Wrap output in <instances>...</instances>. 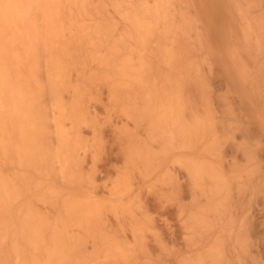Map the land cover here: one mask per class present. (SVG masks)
I'll use <instances>...</instances> for the list:
<instances>
[{
    "label": "bare ground",
    "instance_id": "obj_1",
    "mask_svg": "<svg viewBox=\"0 0 264 264\" xmlns=\"http://www.w3.org/2000/svg\"><path fill=\"white\" fill-rule=\"evenodd\" d=\"M84 66H86V67H84ZM87 67H89V70H87L88 69ZM82 68H84V70H81ZM85 71H87V72H85ZM98 71H101V72H98ZM95 72H97V74L98 73L99 74L98 75L96 74L97 76H95ZM90 73H91V77L93 79L92 80L90 77L91 82H89L90 79H88V76H90ZM93 73H94V75H93ZM101 73L104 75H102ZM105 75H106V77H108L110 79H108V78H104V79L100 78L99 79V77H103ZM94 77H97V79H99V80L94 79ZM105 79H107V80H105ZM114 79H115V82L120 83L119 85H121L122 83L124 84V85H121L123 90H122V88L119 89L120 87H118L119 85H117L116 83H115V85H117L118 88H116V86H114V84H113ZM110 80L112 81V83L109 84ZM119 80H122L123 82L121 83ZM85 81H88V82H85ZM98 81L102 82V83H100V85H99ZM83 82H85V83H83ZM124 82H128V84L130 83L129 86L130 85L131 86L128 88V84H125ZM78 83H80L82 85V87H80L81 85ZM87 83H89V84H87ZM74 84L77 85L79 90H76L77 87L74 86ZM96 84H97V86H96ZM106 84H107V90H106ZM86 85L88 87H86ZM110 85L112 86L113 89L116 88V90L114 89L115 92H117L118 90L119 91L122 90V93L118 91L119 92V95L117 93L118 97L120 95H122V96L124 95L123 98H125L128 94H130L129 96H131V100H130V97H129V99H127V100H129L130 104L125 103V105L122 106V107L126 108L125 111L123 108H122L123 109L122 110L121 107H119V105H121V103H122L121 102L122 97L120 96L121 98L120 97L118 98L119 101L121 102V103H118L119 102V101H117L118 99L114 98L117 95H115V92L111 91L113 89L111 87H110L111 89L109 88ZM132 85H133V87H132ZM93 86H94V88H93ZM99 86H100V88L102 87L100 95H99V91H100ZM123 86H125L127 89L124 88ZM141 87L143 88V90L140 89ZM83 89H85V91L86 90H88V91L90 90V91L89 92L86 91L84 96H83V94H82V92L84 93ZM93 89H95V90L93 92H91ZM96 89H98V91ZM103 89H105V90L102 91ZM125 89L127 91L129 90L131 93H129V91H128V94H127V91ZM139 89L141 90V92H143V91L146 92L147 94L146 93L145 94L147 97L139 96L140 92H137L135 94V98L132 97L134 95L133 92H136V90H139ZM75 90L79 91V92L82 91L81 95L78 96V94L75 93L76 92ZM132 90H134V91H132ZM105 91L110 92V93L111 92L114 93V97L112 96V101H114L116 99L115 102L118 104H116L115 102L112 103V101H110L111 98L109 99L107 97V95L111 97V95H109V93L106 94V96H105L106 98L103 97V95H105L103 92H105ZM123 91H125L126 94H123V93H125ZM79 92H77V93H79ZM94 92H97V93L94 94V96H93ZM74 93L76 94L75 95L76 96L75 101L77 100L78 102L79 101L81 102V100H82V103L77 102V104H79L80 106L83 104V106H81V107H83L82 109L85 112L84 113L81 110V107L79 105H77V108H78L77 110L82 111V112L80 111L82 113V116H80V115H77V116L75 115V116L78 118L80 117V119L82 118V120H84L83 118L86 117L85 121H87V118L89 119L90 114H92L90 116V119L92 117L91 121L90 120L87 121L88 124H89V121L93 122L94 118H96V119L98 118V116L94 117L95 113L97 112L96 110H95L96 112L93 113L94 109H92L93 111H89V109L88 110L84 109L87 106L86 104L91 102L89 100L96 101V103L97 102L100 103V101H102L101 100V96H102L104 98V100L106 99L107 101L105 100L106 101L105 103H104V101L102 103H100L101 105H99L98 108L102 107L103 105L105 106L104 108H106V109L107 108L111 109L114 107V108H118V110H119V108H120L119 111L117 109H113V110H115L114 112H116V111L121 112L122 111V113H123V111L126 112L128 107L130 109V110L129 109L128 110L130 112H132L131 107H130L132 105L131 104L132 99L133 100L135 99L134 101L137 102L139 99L138 97H142L141 98L142 100L139 99L140 101H143L144 98H146V100L150 98V100H152V102L157 100V102L160 103L161 99H164L165 98L164 96H166V99L167 98L168 99H167V101H165L166 99H164L163 103L165 105L166 104H168V105L165 106L164 104H162L165 107L159 106V105H158V108L156 107V109H159V107H160L159 110L163 109L162 110L163 112L162 111L160 112V113H162V115L157 113L158 112V110H157L156 112H154L156 114L155 116L153 113L154 118H152V116L150 118L153 121L156 120L157 122L159 120L158 118H160V120L158 122V126H160V129L162 128L161 123H163L165 120V119H161V118H165V116H166V118L170 119V121H169L170 127L168 126V129L169 128L170 129L169 130L166 129L165 133L167 130H168L167 131L168 133H170L172 131L171 132V134H172V136H171L172 140L171 141L176 143V140H177V142L180 144L182 142H180V140H179V138H181V137H179V135L183 136L181 133L185 132L184 131L185 129H187L186 131H188V129H192V126L194 127V125L192 123L195 122V127H196V123L198 125L200 124L199 127L202 125H203L202 128L206 127L203 124L204 121L203 122H201V120L198 121V116L200 113L208 114L206 116H209L208 120L210 121V125H212L213 128H210L211 126H209V128H210L209 131H206V129H208V127L204 128L205 129V130H203L204 134L199 136L200 139H198V143L196 142L198 137H196L195 139L188 138V141L192 144H190L186 138L182 137L183 141L186 140L188 142V144L190 145V148L192 147V149H193L194 147L197 146L196 148L193 149L194 152L191 153V158H190V154H189L190 151L186 147L188 145L186 143H185L186 144L185 145L183 142L181 144V146L183 147L182 150L183 149L186 151L188 150V153H187L188 155L187 154L183 155L186 153L184 150H183L184 153L182 152L183 154L179 155L178 149H176V146H177V143H176L174 151H176L177 154H174L175 152L174 153L172 152L174 154V156L172 154L173 157L170 156V160L165 158V156H166L165 153L167 152V150L164 149L165 147L163 146L164 145L163 136H161V138H163V139H161L162 140L161 142L163 145L161 144L162 146H160V144H158L160 146L159 149H157V147H156L158 141L155 140L154 135H153V140H152L153 142L151 140H149V142L145 141V140L149 139V138H147L148 136L150 137V135L148 133L153 134L156 131V128H154V127H157V122H156V124H155V122H153L155 126L153 125V123L150 124L153 127L152 129H150L151 126L147 127V125L149 126V123H147L146 119H148L149 116L152 115L150 113L147 114L150 110L148 112H146V116L148 118L146 116L143 117L144 116L143 114L147 110L144 109L145 110L144 112L143 111L140 112V110H143V108L148 107V106H146V105H148L147 104L148 100L143 101V104H145L146 107L141 106L143 104H141V105L139 104L142 102L138 101L139 103L138 102L136 103V104H139L141 106V109H140L139 105L137 106V107H139V109L138 108H136V109H138L141 114L143 113L142 116H140L141 114L138 115L139 117L135 116L136 112H135V114L134 113L130 114V115H134L135 118L136 117H138L139 119H140V117H142V119L145 118L144 120H146L145 122L147 124H145L142 120V123L144 124L143 129L145 127H147V129L149 128V130H150L149 131L145 128L147 131L145 129H144L145 131H143L144 133L147 132L146 135H148L147 137H146V135L142 137L143 139L147 138V139H144L145 144L148 143L149 145H151V144L155 143V141L157 142V143H155L156 145H154L155 147L151 146L152 148L154 147L153 149L152 148L149 149L148 148L149 145L146 144L147 145L146 148H148V150H150V151H148L144 145L145 149H143V153H144L143 157L146 159H144L141 156L143 161L145 160V163L147 161L149 164H153V163H151L152 162L151 159L152 160H154L155 158L158 159L157 161L154 160V162H156V165H158L155 167L157 169L158 173H156V170L153 171L154 169H152V165L150 166V168L148 167L149 168L148 170L151 169L153 172H155L153 175L152 174L153 172L150 170L151 176L153 175L155 178V179H153V177L150 176L152 183L154 184V182H155V184H157L158 182H156V181H159V183L157 184L158 185L157 187L160 186L161 188H163V187L169 188V186L171 185L169 190L166 189L167 193H166L165 188H163L164 189L163 191L166 193V194L165 193L164 194L167 195L168 192H170V195L173 193L177 197L179 195L180 196L182 195V197L179 198L180 199L179 204H177L176 200H175L176 203H175V201H174V203L176 204V206L178 205V210L183 209L182 212L184 211V213L186 212L185 210H188V212L185 215L182 214L181 212H179L178 210L176 211L177 207H175V205L172 201V200H174L172 198L176 199V197L174 195H171V196H173L171 198L170 195H167L166 197L164 195L165 198H168L167 200L164 198L166 200L165 204H167V206H170V205H168V203L169 204L173 203L174 207H172V208H175L174 212H178L179 214L178 213H176V214H178L180 216L182 215V217L185 216V218H183V220L180 221L181 224H179L180 223L179 221L177 222L175 219L173 221V218H174L173 216L175 215V213L173 212V209L172 210L170 209L172 211V213H174L173 216L172 215H166L167 213L164 215V216L171 217V218L166 217L167 218L166 222H168V219L169 220L172 219L171 221L174 222V224L178 223L180 225L179 231H181V232H178V229H176V227H175L176 225H174V228L176 229V230H174L173 229V223L171 221H169V223L171 224L172 227L169 226L170 224H168L167 226H169L172 229L167 228L165 231V234L169 232L168 235H169V238H171V240L169 241V239L167 238L168 236L166 234L165 237L169 241L168 247H171V249L169 248L170 252L169 251L168 252L172 254L171 251L176 249V247H175L176 245L173 246L172 243L177 244L178 247L174 251V252L177 251L176 255L173 257L170 255V257L173 258L172 261H170L171 260L170 259L169 260L170 262H169L167 260L168 258H166V260L169 262L168 264H264V0H0V264H110V263L111 264H118V262L116 263L112 259L111 260L113 261V263L111 262V260L107 259L108 260L107 261L105 258L103 261H105V262L107 261L108 263L100 262V261H102L100 259V257H101L100 253L102 252V250H101V248L98 249L97 246H95V249L98 250V252L96 251V253H99L97 255H100V257L97 256L96 253L95 254L90 253V252H93L92 251L93 249H91V248H93V245H91L92 247L89 246L90 247L89 248V250H90L89 254L86 253L85 250H88V248H87L88 245L92 244L93 242H94L93 244L96 245V243H95L96 238L90 239V237H91L90 236V237L86 238L87 240H84L85 241L84 242L83 239L85 238V236H83V237L79 236L81 234L80 231L82 230L81 227H83L82 225L83 224L84 225L89 224L88 226L87 225L84 226V228L87 227L89 229V226L91 228L92 227L95 228L94 226L96 225V223H94L95 222L94 220H96L99 215L97 216L96 212H94L95 215L90 213V212L95 211V209L97 211H98V209H99V211H100V209H102L101 210L102 212L104 209H106V210L110 209L109 211H111L110 212L111 216L112 215L114 216V213L116 212L115 217L111 218V216L108 215L109 211L106 212V210H105L103 214L105 216L106 215L105 213H107L106 216H108V217L105 216L106 221H108L110 218L114 219L116 217L117 218L119 217L118 219L120 220V216H122V217L124 216L123 218L125 219L126 215H127L126 213H129V211L127 209L131 210V208H132V211H130L132 213V212H134L133 210H136L134 208H135V206L137 207V205H138V207H137L138 212H141L142 210H143V212L145 211L144 208H142V210H140L141 209L140 207H142V206H141V204L139 205V203H141V202L138 203V201H140L141 199H139V197L136 196L138 194H139L138 196H140V193L142 196V194L144 192H146V191H144V188H143V190H141V188L138 189L136 192L137 194H135V195L132 194V196H134V200L137 197L136 201H137V199H138V201L136 202L132 199L133 202H136V203L135 204L132 203L134 205H131L130 206L131 208L126 209V207L128 205H130L127 198L128 197L131 198L132 197L131 191H133V193H135L134 190H136L137 188L129 186V187H131V188H129L130 192L126 193L127 194L126 198H125L126 195L124 196V198H125L124 201L125 200H127V201H126V203L125 202L123 203L122 199H123V195H124L123 193L124 192H122L119 188H116L115 187L116 185H113V183H112L111 185L113 187H115L116 190H118V189L120 190L119 195L121 194L120 196L122 197V199H121L122 201H120V202H121V205L123 208H122V210L120 208L119 209L123 212L126 209L127 212H124L125 215L122 214L123 212L120 214L121 211L119 213H117L118 210L117 211L114 210V209H118V207L120 205V202H119V200L117 201L116 197L112 198V202H111L110 198L105 199L104 197L106 194L105 195L103 194L104 197L102 196L103 199L101 198L102 199L101 201L99 200L100 198H96V200L94 199V202H95L94 204L97 203L96 206L92 203L93 200H92V202H90V200L87 198L89 200V202H88L89 205L90 206L92 205L94 210L92 211L93 208L91 206V210L89 209L90 212L88 210L87 211L89 213L86 212V209H83L84 204L82 205L81 210H85V212H86L85 217L88 216V214L94 215L93 218H95V219H92V222L93 221L94 222L91 223V220H89V216L87 217L88 221H90L89 223H87L88 221H85L86 223H83L81 225V222L78 220L79 223L74 225V223L71 222V225L73 224L72 228H78V230H79V228L81 229L78 232L74 231L75 233H80V234L77 235V234H74V232L72 233L71 231H73V229L72 228L68 229V227L64 228L66 230L68 229L66 232L63 229V227L67 225L66 222L70 218V215H69L70 211H68V210H71L72 214H76L78 211L77 209L81 206H77L78 208L76 207L77 208L76 209L74 206L77 204L75 203V205H74V203L69 202L71 200V198L70 199L68 198L70 196V193H71L70 197H74V198L76 197L77 198L78 196H72L73 194L75 195L76 194L75 192H77V191L73 190L72 192L69 193V196H67V197L65 195H63L66 197V199H64L65 197H62V195L59 192L62 189V193L65 194V191L67 190V187H68L67 185H70L72 182H74L73 180H75V182L77 183V181H76L77 177L76 176H80V175L79 174L77 175L75 173L77 171H74V172H72L73 170L70 171L71 167L73 169V166H71L72 164L69 163L70 161L67 162L69 159L65 160L64 155H66V156L69 155L71 157L72 153L71 154L69 153L68 155H67V153L65 154V150L60 149L61 143H59L60 144L58 146L59 148L57 147L58 148V156L55 157L54 160L52 158L48 157V154L46 153L47 155H46L45 162L48 160L47 161L48 164L55 163V165L50 164V167H48L49 165H47V163H46L47 167H45V168H49L48 169L49 171L51 170V168L53 170H55V173L52 170L50 171V173L52 172L51 174L54 176V179L52 177L51 180L55 181L58 179V181H59V179H60V181L58 182V183L61 182L60 184H62L66 179L68 180V182L70 181L69 182L70 184L67 182V180L64 182V184L68 183L66 185V188H64L65 187L64 184H63L64 187H63V185H60V184L56 185L55 184L56 188L57 187L59 188V186H62L64 188V189L62 187H61V189L59 188L60 191L57 190L58 191L57 192L56 189H53V185H52L53 182L50 180L52 183L50 184V182H49L47 184H48V187H49V185L50 186L52 185L51 191L49 190L50 187L47 189L46 188L47 187L46 181L48 182V180H47V178H45V176L43 174L44 172L41 173L42 176H41V174H40V176L42 177L41 178L42 181H44L45 183L41 182L40 179L37 180V178H39L40 176L36 177L35 174H37V171L41 168L39 170V172H40L42 170V168L44 167V166L43 167H41V166L45 164V162L39 161L40 160L39 155H41L42 150H41V153L38 155V157L35 156L36 154H32V153L31 154L34 155L35 158L39 159V160L37 159L39 161L38 162L39 164H42V163L43 164L40 165V167H39L38 166L39 164L37 163L38 164L37 166L34 165L35 167L34 166L32 167L30 165L29 168L32 167L31 169H32V173H33L35 170L33 168L38 169V167H39V169L38 170L36 169L37 171L33 174H30V176L33 175V177H36L35 178L36 180H35L31 176L32 179H34L37 182L36 183L37 185L39 183L38 181H40L41 184L42 183H44V184L41 185L39 183V185H38L39 189H38L37 186H36L37 188L34 187L36 184L29 177V175H27V176L25 175L26 181L23 179V176H21L22 180L19 178L20 175L23 174L22 171L24 172V169H26L25 166L27 165L26 164L27 160H25L26 157L23 161L22 158H24V157H21V154L28 153V151L32 152L31 151L32 149H30V148L28 149V147H33V145L30 144L31 142H32V144H35V145L38 144V146H36V150L38 151V148L40 146V144L38 142H40V138L38 139V141H36V140L33 141L34 140L33 138L40 137V128H42L43 125L45 127V124L47 125V122L51 125L52 121H54L52 118H51L52 119L51 120L50 117L48 119L47 117L49 115L48 116L46 115L49 112H51L50 110L52 109L51 108L52 104L50 103V101L51 100H53L52 102L58 101V103L61 104V106H59V107L63 113L64 112L63 110L65 109V107H64L65 101L64 100L68 99ZM138 93H139V95H137ZM154 93H155V96L160 94L164 98L156 99V97H157L156 96L153 100L152 95H154ZM89 94H90V96H89ZM131 94H133V95H131ZM141 95H142V93H141ZM160 95H158V96H160ZM174 95L177 97V99H175L176 97L174 98L176 101L173 100L175 104H173V101L171 102ZM92 96H93V99L89 98ZM148 96H149V98H148ZM179 96H181V97L179 98ZM78 97H80V98H78ZM82 97H85V98L82 99ZM182 97L186 98L185 99L186 105H187L186 108H187V110H190V111L195 113L196 116L194 117L192 115V118L197 119V122H196V120L194 121L192 118H191V120L187 119V121L183 120V119L180 120L178 118L180 116H182L181 118H183L184 114L186 112V109L184 112V109H182L183 107H180V104H181V106L185 107V105L182 104L183 102L185 103V101L182 100L183 99ZM87 98H89V99L87 100ZM85 99H86V101H89V102L84 101ZM136 99H137V101H136ZM127 100L125 99L123 101V104H124V102H128ZM158 100H160V101H158ZM168 100H170V101H168ZM109 102H111V103H109ZM152 102H151V105H152ZM157 102H155V103H157ZM170 102L172 103V105L170 104ZM176 102L179 104V107H178V104H176ZM96 103L94 102L92 104V106H95ZM107 103H108V105H107ZM74 104H76V102H74ZM113 104H116L118 106H113ZM149 105H150V103H149ZM73 106L75 108L76 105H73ZM175 106H177V107H175ZM96 107H97V105L95 106V108ZM72 108H70V109H72ZM74 108H73L74 112H78L75 110L76 108L75 109ZM60 110H59V112H61ZM128 110H127V112H128ZM138 110H136L137 114H139ZM172 110L174 113L176 112L175 114H177V115L172 113ZM181 110H182V113L184 112L183 114L181 113ZM154 111H155V109H154ZM71 112H72L71 116L73 115L72 117H74V114H76V113H74L73 111H71ZM80 112H78L77 114H80ZM86 112H89V113H86ZM98 112H99V110H98ZM165 112H168V114H166ZM62 113H59V114L62 115ZM128 113H127V115H128ZM163 113H165V114H163ZM178 113H180V114L178 115ZM87 114H89V116ZM97 114L98 113H96V115ZM189 114H190V112H189ZM189 114L187 113V114H185V116L189 117L190 116ZM83 115H84V117H83ZM98 115L100 117V114H98ZM159 115H160V117H159ZM174 115L176 116L175 118H174ZM69 116H70V114H69ZM69 116H68V118H69ZM156 116H157V118H155ZM200 116H201V114H200ZM206 116L204 115V117H206ZM76 117H74V118H76ZM106 117H104V118H106ZM110 117L108 116L107 118L109 119ZM128 117H129V115H128ZM134 117H132V118H134ZM65 118H66V114H65L64 119ZM68 118L64 120L65 121L64 123H66V121H67V125H68ZM78 118H76L77 120L75 119L76 121L75 120L73 121V119L72 120L69 119V127L67 126V128L69 129L70 125H71L72 129H70L69 132L72 130H75V126L78 125V122H79L81 124V125L80 124L79 125L81 126L82 130L85 128L84 131L82 132L83 135L81 133L80 126H77V127H79V128H76L77 131H75V132L72 131L71 134L69 132H66V134L69 133L68 134L69 136L71 135V137H69V138H71V140L67 138L68 136H66V134L62 135V136H64L63 138H65V136H66V138L68 140L72 141L76 137V135H74L73 133H77L78 131H80L78 133H81V134L80 135L78 133L77 134L79 135L78 137L81 139V141L79 140L81 143L78 141L77 138H76L77 142H76V140H74L75 142L72 143L73 142L72 141L71 143H72V145L74 144L73 145L74 147H75V144H77L76 148L78 150V146H79L78 151H81L82 154H83L82 151H84L86 153V151H87L86 148L88 149L91 147V149H93V146L95 145L94 142H93L94 145L91 142V141H93L92 140L93 137H94L93 139H96L95 138V136H96L99 140H100V138H102L101 139L102 141L101 140L99 141L96 139L97 140L96 143L98 142V144H99V142L100 143L102 142L101 143L102 145H103V143H105V141L109 140V139L104 140L107 137L104 134L101 137L99 135V133L101 134V132L103 130H105L106 128H108L111 125L110 120L112 118L109 119L110 122L107 120L104 121V124L108 123V124H106L108 126L105 127V129H103L102 131H101V129L103 128L102 126H104L103 124H101V125L96 124V122H97L96 120H94V123H92V124L90 123L91 126L95 124L96 126L95 125L94 126L97 129L99 126H101V127H99L100 130H95V132L97 133L96 135L94 134L95 132H92L94 130L90 131L91 126L88 125L87 122H86L87 126L83 127V126H85V124H84L85 121L81 122L80 119L78 121ZM114 118L116 119V117H114ZM135 118H134V120H135ZM151 119H150V121H152ZM171 119H173L172 122H175V124L171 123ZM47 120H49L50 122ZM102 120H105V119H102ZM113 120L114 119H112V121ZM116 120H118V119H116ZM161 120H163V121L160 122ZM175 120L176 121L178 120V121L176 122ZM188 120H190V121H188ZM58 121H59V119H58ZM98 121H101L100 118ZM119 121L120 120H118V122ZM136 121L135 122L133 121V122L137 124L138 121L137 122ZM150 121H148V122H150ZM182 121H184V122H182ZM60 122L62 123V121L60 120L57 124L58 126L55 125L56 122L53 124L56 127L54 129V132H56V129L60 128V125H59ZM74 123H76V124H74ZM97 123H103V121L97 122ZM121 123L122 122L120 121V124ZM139 123H140V125L142 124L140 121H139ZM179 123L180 124L183 123V124L180 125ZM184 123H185V125L188 124V126H191V125L192 126L188 128V127L184 126ZM49 124H48V126H50ZM120 124H119V126H120ZM122 124L124 125V123H122ZM177 124H178V126L180 125L179 128H178V126L176 127ZM72 125H74V126H72ZM142 125L139 127V124H138V127L140 128L139 129L140 135L142 134L141 133ZM171 125H173L174 128L171 127ZM48 126H46V127H48ZM88 126H89V129H88ZM94 126H92V127L94 129H96ZM111 126L109 127V129H107V131L112 132L111 128H113V127H111ZM116 126H118V125H116ZM46 127H45V129H47ZM119 128L121 129V133L119 132L121 135V136H119V138L121 140H123L124 142H128V139L126 141L125 138L131 136L130 138L135 139L134 141H136V138L132 137V135L135 136L132 132H129V134L127 132L126 134H128V136L126 137L125 132L130 131L127 128V126H126L127 130L124 127V130H125L124 134H123L121 126ZM202 128L200 127L199 130H201ZM49 129H50V127H49ZM61 129H59L55 133L57 137H58V134L62 133ZM113 129H115V128H113ZM116 129L118 130V128H116ZM180 129H181V131H180ZM86 130L87 131L89 130L95 136H92V134L89 133V136L92 137L89 139L88 135L86 136V134H87ZM151 130L154 132H152ZM47 131H48V135H49L50 130L47 129ZM62 131H64V130H62ZM107 131H106V133H109ZM158 131L159 130H157V132ZM192 131L197 132L198 130L194 131L192 129L191 132ZM58 132H61V133H58ZM159 132H161V131H159ZM191 132H190V134H193ZM37 133L39 136L37 135ZM174 133H176L177 135L175 134V136L173 137ZM72 134L74 137L72 136ZM110 134L113 135V132ZM110 134H106V135H110ZM84 135L87 138L86 141L90 142L87 145L91 144L88 147H85V150H83L84 147H82L83 146L82 143H87V142L86 141L83 142L82 141L83 137H81ZM112 135H110V136H112ZM122 135H124L125 137L124 136L122 137ZM34 136H36V137H34ZM53 136L55 137V135H53ZM104 136H105V138H104ZM186 136H188V134H186ZM57 137H55V138H57ZM60 137L61 136H59L58 140H60ZM55 138H54V142L56 141ZM72 138H74V139H72ZM20 139L24 143V149L28 150L27 152L22 149L23 146L19 145ZM68 140L63 139L61 141H66L65 143L69 142L67 145L69 146V144H70V146H69V150H70V147L72 148L73 146H71V143ZM103 140H104V142H103ZM191 140H193V141H191ZM129 141H131V140H129ZM150 141L152 143H150ZM78 142L80 144H78ZM194 142H196L198 145H196V143L193 144ZM114 143H116V142H114ZM51 144H52V142H51ZM55 145H57V144L55 143L54 146ZM106 145H107V143H106ZM193 145H195V146H193ZM49 146H47V147H49ZM84 146H86V144ZM131 146H133V145H131ZM107 147H109V145H107ZM112 147H113V145H111V149H112ZM122 147L124 148L125 146H122ZM128 147L131 148L130 146H128ZM133 147H135V145ZM162 147H164V148H162ZM20 148L23 150V152ZM51 148H52V145H51ZM103 148H105V146ZM155 148H156L157 152L154 151ZM161 148H162V150H161ZM72 149H74V148H72ZM74 150H76V149H74ZM77 150H76V152L78 153V155L81 154ZM88 150L92 153V150H90V149H88ZM121 150H122V148H121ZM132 150L133 151L135 150V152H136V149H134V148L129 149V151L127 153H125V150H123V152L119 151L120 155L118 154L119 156L116 155V157L117 158L120 157L123 153H125L124 155L127 156L128 153H130V151H132ZM144 150L145 151L147 150L149 153L145 152ZM18 151L22 152L20 154V158H19V156L15 155ZM59 151H60V155H59ZM69 152H72V151L70 150ZM90 152H89V154L88 153L85 154V155H87V156H84L85 159H86V157H88V158L93 157L96 152L99 153V151L93 150L94 153L92 156V154ZM104 152H106V149ZM35 153H37V152L35 151ZM132 153L133 152H131V154ZM157 153H158L157 156H159L160 153H161L160 156L163 153L164 154L159 159L158 157L154 156ZM88 155H90V156H88ZM102 155H104V154H102ZM124 155H122V157ZM148 155H149V157H148ZM176 155H178V161H179L178 163L176 162L177 161ZM14 156L16 158H14ZM22 156H25V154ZM60 156H61V158H60ZM74 156L76 158L82 157L81 155L77 156L76 154ZM95 156H96V154H95ZM187 156H188V158H187ZM192 156L195 157V159H197V160H194V158H192ZM30 157H32V156L30 155ZM133 157H134V155H133ZM163 157L165 159V160L164 159L163 160L166 163L168 162L170 164L172 162L171 163L172 165H168L164 161H162L161 159ZM48 158L52 159L51 160L52 162ZM56 158L58 159V165H61V166L56 165L57 164V162H56L57 160H55ZM98 158H99V156H98ZM104 158H106V157H104ZM117 158L115 160L118 161ZM42 159L43 158H41V160ZM60 159H62V160L64 159L63 162ZM85 159H84V161L89 160V159H86V160ZM185 159H187V160L185 161ZM189 159H190V161H189ZM15 160H17V161L14 163ZM30 160H31V158H30ZM91 160H92V158H90L89 161H91ZM105 160L103 162H105ZM112 160L114 161V158ZM124 160H126L125 157H124ZM124 160L121 158V161L120 160L119 161L121 163H123ZM159 160L162 161L163 164H161ZM172 160L174 161V163ZM192 160H194V161H192ZM93 161H95V159H93ZM119 161L117 164L120 163ZM183 161H185V162H183ZM22 162H23V164H22ZM24 162H26V163H24ZM182 162H183V164H182ZM187 162H189V163H187ZM192 162L193 163L195 162L196 165L199 164V166L202 168L201 171L202 170L207 171V168H208L209 175H205V176L203 175L202 176L201 172L198 171V172H196V174L199 175V173H200L201 176L199 175V177H201V178L196 179L198 177L194 174L195 172H193V171H197L199 169V166H198V168H196L197 166L194 165ZM16 163L21 164V167L18 165L19 169L21 168L20 170L18 169V166H16L17 168L15 167ZM59 163H61V164H59ZM85 163H87V162H85ZM85 163L83 162L82 164H85ZM93 163H95V162H93ZM98 163H97V168H98ZM109 163H112V162H109ZM148 163H146V165H149ZM67 164L71 166V167L69 166V169L67 168L68 167ZM99 164H101V163H99ZM123 164L120 165V168L122 165L123 166L126 165V163H123ZM159 164H161V165H159ZM165 164L170 166V169H167L169 167H167ZM177 164L180 165V167L178 165L179 168L176 166ZM188 164L190 167L188 166ZM239 164H240V166H239ZM92 165L93 164H91V166ZM119 165L113 164L114 169H115V166L117 168H119L118 167ZM162 165H165V167L163 166L164 170H162L163 169L161 167ZM173 165H174V168H173ZM192 165H194V166H192ZM214 165H215V167L218 168V172L215 174V176H211L210 172H212L211 170H212V167ZM22 166L24 167V169H22ZM82 166H80V167H82V170L86 173V171H85V170H87L86 167L84 165H82ZM126 166H125V168L127 170L128 166L127 167ZM181 166H182V170H181ZM102 167H103V165H102ZM113 167H112V165L110 166V168H113ZM160 167H161V169H160ZM243 167H245V168H243ZM45 168H43V169H45ZM104 168H106V167H104ZM129 168L130 167H128V169ZM133 168H134V166H133ZM61 169H62V172H61ZM108 169H109V166H108ZM171 169L172 170L173 169L174 170L179 169L180 172L184 171L181 174H183L182 176L185 175L188 180L185 179L186 178L185 176H184V178L182 177V179H181L180 178L181 174H179L180 172L178 170H177L178 172L176 170L175 171L173 170L171 172ZM242 169L243 170L245 169L246 171H242ZM45 170H46L45 172L48 171L47 169H45ZM68 170H69V172H71V175L72 174H73V176L75 175L74 177L76 179L73 177L74 179L72 178L73 179L72 180L71 179L72 176H67V178H66V176L64 174H66ZM99 170H100V168H99ZM134 170H136V172L138 171V174L140 173L139 170L134 168L132 170L133 172L130 171L131 172L130 175H133V173H136ZM17 171L20 173L18 178H17V176H18ZM163 171H164V173H163ZM88 172H89V177L91 176V178L88 179V176L85 173H82V176L87 177L86 179H88L89 182H90V179L92 182V177L97 179L96 178L97 176H93L94 173L96 174V172H94V170L92 171L93 174L90 172V170ZM130 172H128V174ZM168 172H171V173H168ZM242 172H244V173H242ZM56 173H57V175H56ZM59 173H60V175H59ZM62 173H63V175H62ZM122 173H123V171H122ZM175 173H176V177H175ZM214 173H215V171H214ZM24 174H25V172H24ZM67 174H70V173H67ZM90 174H92V175H90ZM102 174H101V176H102ZM124 174L126 175V173H124ZM138 174H137L136 178H138ZM140 174H139V176H140ZM155 174H157V175H155ZM177 174H179V176H177ZM244 174L246 175V178L244 177L245 176ZM45 175H47V174H45ZM104 175H107V174H104ZM161 175H164V176H161ZM165 175H166V177H165ZM59 176H61V177H59ZM64 176H65V178H64ZM159 176H160V179H162L161 181L157 180L159 178ZM50 177H51V175H50ZM55 177H57V178H55ZM132 177H130L129 179H131ZM169 177H170V179H169ZM44 178L46 179V181ZM105 178H106V176H105ZM133 178H135V174H134ZM133 178H132V180H134ZM18 179H20V180H18ZM28 179H30V182ZM80 179L81 178H79V183L81 182ZM95 179H93V180H95ZM100 179H102V178L99 177V179H97V180L102 181ZM175 179H176V181H175ZM177 179H180V181L182 180L181 183H184L183 179H185L186 182L187 181H189V182L184 183L186 187L184 186V184H182L183 187L182 186L180 187L182 189L181 190V189H179L180 185L178 183L179 180L177 181ZM242 179L245 182H242L241 181ZM71 180H72V182H71ZM127 180H128V178H127ZM136 180H139L140 183L143 182L142 179H141L142 181L140 179H136ZM136 180L132 181V183L133 182L136 183ZM153 180H154V182H153ZM24 182H27L28 185H26L27 183L24 184ZM94 182H95L94 183L95 185L98 184L96 180ZM163 182H165V183H163ZM173 182H174V184L177 182L176 183L177 185L175 184L178 187L177 188L175 186L176 190L179 189L180 191H182V193H179V195L177 194L179 191L177 192L175 190V187H173L174 185L172 186ZM241 182H242V184H241ZM32 183L34 184V186ZM74 183H72V184H74ZM79 183L77 184V186L76 185H70L69 188L74 187V189H76V188L78 189ZM102 183H103V181H102ZM132 183L130 181L131 185L139 188L140 185H136L138 183H136V184L135 183L132 184ZM161 183H162V185H161ZM168 183H169V185H168ZM188 183H189V186L187 185ZM29 184L32 185L33 191L30 189L31 185L29 186ZM109 184H110V182H109ZM109 184H107V185H109ZM142 184H141V186H147L148 187L147 189L150 191L149 186L146 185V183H145V180H144V185H142ZM89 185H90V183L88 184V186ZM103 185H106V183H103ZM103 185L101 186L102 188L104 187ZM163 185H165V186H163ZM167 185H168V187H167ZM233 185L234 186L236 185L235 189H237L236 192H238V194L231 193V188ZM28 186H29V190H28ZM40 186H42V187L40 188ZM91 186H92V184H91ZM96 186H98V185H96ZM43 187L46 189L43 190L44 189ZM155 187H156V185H155ZM171 187H172V189H171ZM104 188L102 189V191L100 190L101 193L103 192V190L104 191H106L108 189L112 190V188H109V187L108 188L104 187ZM173 188L175 191H173ZM35 189H38V190H35ZM115 189H114V191L116 192ZM145 189H146V187H145ZM34 190L37 194L40 190L46 191L47 194L45 192L41 191L42 192V193L40 192L41 195H43V193H45L44 194L45 196L47 195L50 197V195H51L52 199L54 200V198H55L56 201H59V203L60 202L62 203L65 200L63 202V204L61 205L60 211L62 210L63 207L67 209L68 206H71L73 204V207H69L71 209L66 210L68 212L69 216L67 214L62 213V215L59 217V215L57 214L59 212L57 208L60 207V206H58L59 205L58 202L51 201L52 200V199L50 200L51 197L49 198L48 201H46L45 197L41 198V200L45 199V201H46V202H44V201L41 202V200L38 199V196H40V195L39 194L36 195ZM63 190H65V191L63 192ZM71 190H72V188H71ZM71 190H68L67 192H69ZM86 190H88V189H86ZM157 190H159V189H157ZM157 190L155 189L156 192H157ZM226 190H228V192ZM53 191H56L57 193L53 192ZM84 191H82V192H84ZM114 191L112 190V192H114ZM138 191H140V192L138 193ZM141 191H144V192H141ZM107 192L108 191H106L105 193H107ZM229 192L231 195L230 194L229 195L224 194V193H229ZM117 193L118 192H116V194ZM48 194H50V195H48ZM57 194H58V197L61 195L60 196V197H62L61 201H60L61 198H59V199L57 197L53 198V195L56 196ZM82 194L85 195V193H82ZM82 194H79V195H82ZM87 194H91V193H87ZM129 194H130V196H129ZM243 194H245L244 196L246 197V200L244 197L243 202H242L240 196H243ZM35 195L37 198H35ZM107 195L110 196L109 193H107ZM93 196H92V198H93ZM149 196H150V194H149ZM149 196H147V197H149ZM157 196H158V194H157ZM84 198H85V196H84ZM68 199H69L68 204H70V205L65 204V203H67ZM87 199H85V200L88 201ZM97 199L100 202H97ZM114 199H116V200H114ZM150 199H151V197H150ZM34 200L37 203L40 202L41 204H37ZM85 200H83V201H85ZM105 200H108V201L106 202ZM113 200L115 202H113ZM132 200H130V201H132ZM186 200H187V202H186ZM49 201H51L52 204H54V206L56 205L55 203H57L58 207L55 206L56 210L52 209V207L54 208V206L51 205V202H49ZM223 201H224V203H223ZM101 202L104 205L102 207H106L105 206V205H107L106 203H109L108 204L109 206L107 205V207L103 209L100 207L102 205ZM118 202H119V204H118ZM154 202L157 203V201H154ZM243 203H244V206H243ZM98 204L100 206H98ZM125 204L126 205L128 204V205L126 206ZM142 205H143V200H142ZM65 206H67V207H65ZM90 206H88V207L90 208ZM110 206H112L113 209ZM132 206H134V207H132ZM241 206L243 208H241ZM25 208H27V209H25ZM32 208L33 209L39 208V211L41 209L42 210H41V212H39L38 209L33 210ZM44 208L48 209V211L46 213L47 214L50 213V215H52V217L56 214L58 216H56V215L55 216L57 218L59 217V219H63V221L66 218L65 216L68 217V219L67 218L65 219V220H67V221H65V223L62 220H59V222H58V219L55 220V218H56L55 216H54L55 218L51 217L54 222L52 221V223H51V221L49 220L51 225L53 223L55 225L56 222L60 223L62 221V224H64V226L62 225L63 226L62 227L60 225L61 223L59 224V226L62 227L60 230L66 234L65 236L63 233H59L56 226L55 227L50 226L51 228L49 227L50 224L48 222V219H51L49 215H48L49 217L47 218V221H45L43 217H42L43 219L41 217H38V216H43L40 214L42 213V211L45 210ZM168 208H171V206ZM72 209H75L77 211H75V213H73ZM145 209H146V211H149L146 208V206H145ZM63 210H65V209H63ZM63 210L61 212H64ZM45 211H44V213H45ZM51 212H53V213H51ZM61 212H60V214H61ZM131 213L129 214V216H131V215L134 216V214H131ZM149 213L151 214L154 212H149ZM47 214L44 216H47ZM72 214H71V216H72ZM83 214H84V212H83ZM118 214H120V215L118 216ZM138 214H140V213H138ZM150 214L149 215L147 214V217L149 219H151L153 216V214L151 216H150ZM62 216H64L65 218H62ZM136 216L139 217L138 215L135 214L134 218H136ZM154 216H155V214H154ZM176 216L177 215H175V218H176ZM72 217L70 218V221H72V219H73V221L75 219L76 220L78 219V218H75V216H72ZM155 217H157V216H155ZM155 217H154V219H156ZM177 217L179 218V216H177ZM107 218H109V219H107ZM123 218H121L122 220H120V222L122 221V223L124 221L126 222V219H127V221L129 220L127 217L123 221ZM139 218L141 219V217H139ZM162 218H163V220L160 217V220H161L160 223L161 224L163 223L164 219H166L165 217H162ZM179 219H177V220H179ZM41 220L43 222L44 221L47 222V224H49V225L45 224V226H43L44 223L42 225ZM115 220H109L108 221V223L110 221H112V223L110 222L111 225L109 224V226H111L110 227L111 229H109V227H108V230H113V229L115 230V228H116V230L119 231L118 229H120V227H121L120 223H118L120 227L119 226L115 227V226H117V223L113 224V221H115ZM119 220H118V222H119ZM133 220L134 219H132L131 221L129 220L130 221V223L128 222L129 226L132 224L131 229H134V230L136 228L138 229L137 226L133 225L135 222L131 223ZM136 220L137 219H135L134 221H136ZM156 220L151 221V225L154 224L155 222H158ZM158 220H159V218H158ZM98 221H99V219H97V222ZM141 221H143V220L142 219L140 221L137 220V223H140ZM175 221H176V223H175ZM100 222L101 221H99L98 223H100ZM128 223L127 222L123 223L124 229H120L121 232H123L122 230L125 231V232H123L124 234H128L131 232V231L129 232L130 227L125 226V225H128ZM144 223L145 222H143V224ZM90 224H92V225L95 224V225L92 226ZM103 224L104 223L101 224V227ZM143 224L141 223L142 226L141 225L139 226V224H137L139 226V230L136 232H131V234L134 235V233H137V232L142 233L141 228H144L145 231L151 230L150 225L148 226L146 224L148 226V229H147V228L143 227V226H146ZM164 224H165V221H164ZM164 224H163L164 228H162L163 230L166 227V225L164 226ZM76 225L80 226V227H77ZM112 225L113 226L115 225V226L113 227ZM159 225L160 224L157 223V225L154 224L153 227L156 228ZM74 226H76V227H74ZM133 226H134V228H133ZM99 227H100V225H99ZM99 227L97 226L98 229L95 228V229H89V230H91L90 232H92V230H97L99 232ZM153 227H152L153 230L151 232L147 233V235H146V232L144 231V233H145L144 235H146V238L145 237L144 238L147 239V236H148V239H147L148 241L145 242V239L140 240V241L143 240L142 243L143 242L145 243L144 245L146 248L148 246L152 245V241H150L151 237H149V236L154 235L152 232L155 231V228H153ZM160 227H161V225L159 226V228ZM105 228H107V227H105ZM159 228H156L155 232L161 231L162 234H164L163 230H159ZM103 229H104V227L101 228V231H103L102 233H101V231H100V233L94 231V233L96 232V235L99 236L100 234L102 235L104 233V231H106V232L108 231L106 229L105 230H103ZM125 229H127V230H125ZM89 230H88V232H89ZM171 230L179 233L180 236H176L179 234L175 235V233H174L175 238H173L172 237L173 231L171 232ZM68 231H70L71 233H69ZM120 231L117 234V235H119L118 238H120V235L121 236L124 235L123 233L120 234L121 233ZM126 231H128V233ZM90 232H89V234H91ZM116 232H114V233H116ZM159 232H158V234H160ZM67 233L71 234V236ZM73 234L77 236L76 239L73 238L74 236L72 237ZM110 234H112V233H110ZM110 234L108 235V232H107V234L105 233L103 236H105V235L110 236ZM81 235H83V234H81ZM92 235H94V237H97L95 234H93V232H92ZM138 235L135 234V237ZM144 235H142V237ZM114 236H116V235H114ZM161 236L162 235H159V237H161ZM131 237L132 238H130V235L128 236V238H130L131 242H132V240L133 241L135 240V237L134 236H131ZM142 237H140V238H142ZM155 237L156 236H152L151 240H153ZM78 238H81V240H79ZM110 238L108 239L109 240L108 243L110 244V241H111V243H114L113 242L114 240L112 241V239H110ZM67 239L69 240V244H68ZM88 239L91 242L90 244H88ZM97 239H98L97 241L99 243L101 242L100 241L101 239L103 240V238H101L100 240H99V238H97ZM159 239H161V241H162L164 238L162 239V237H161V238H158V240ZM74 240H76V241L74 242ZM115 240H117V239H115ZM124 240H125L124 238H123V240H122V238L119 239L118 240L119 244H121V243L125 244ZM156 240H157V237H156ZM166 240H164V243ZM80 241L82 243L83 242L86 243V241H87L86 248L83 249V251L85 253H83V251H82V254H80L81 251L80 252L77 251V250H82V249H80V248H82ZM137 241L139 242V239H137ZM149 241L151 242L150 243L151 245L149 244ZM161 241H157V242H160V243H158L160 246H158L156 248L157 243L156 244L154 243L155 242V239H154L153 243L155 244L154 245L155 247L151 248L149 250V252L150 251L152 252L153 250L156 251L155 249H157L156 252H159V250H158L159 247L160 248L161 247L164 248V246L167 247V243H165L166 245H164ZM79 242H80V244H78ZM103 242H104V240H103ZM118 242L114 243V244L118 246ZM138 242H132V243H135L133 245L136 246V243L138 245ZM176 242H178V243H176ZM147 243L149 245H146ZM75 244H76V246L78 244V247H76ZM124 244H123V246H124ZM71 245L76 247V248L71 247ZM79 245H81V247ZM98 245L100 247V244H98ZM104 245H103V247L107 246V245H105V246ZM83 246H85V245H83ZM138 246H136V247L140 248V246L139 247ZM172 246L174 247L173 249H172ZM103 247H102V249H103ZM105 249L106 248H104L103 250H105ZM107 249L108 250L110 249L111 250L110 252H112V250L116 252V250L113 247L110 248L109 245L107 246ZM126 249H129L127 247V245L124 248V250H126ZM146 250H144V251H145V253L148 254L149 252H147L148 250L147 251ZM142 251L143 250H141V252ZM160 251L162 252L163 250H160ZM108 252L109 251H107L106 253L108 254ZM156 252L154 255L156 256V254H158L157 255L158 258L160 257L159 254H162V255L166 254L165 252L164 253L163 252L162 253H160V252L156 253ZM104 253H105V251L102 253L103 257H105ZM120 253H121V251H120ZM134 253H133V255H134ZM143 253L144 252H142V254ZM169 253H167L166 255H163V256L166 257L169 255ZM83 254H84V256H82ZM89 255H92V256L94 255L95 259L97 256L99 258V260L97 258V261H94L93 259H91L89 257ZM122 255H124V253ZM127 255H129L128 256L129 262H132L133 259H131L130 256H132V258H134L135 256L128 254V253H127ZM135 255H137V254L135 253ZM162 255H161L160 259L163 257ZM173 255H174V253H173ZM85 256L87 258H85ZM125 256H126V254H125ZM136 257H139V255H137ZM144 258L146 259V257H144ZM137 259H135V260H137ZM139 259H141V257H139ZM149 259H151V258H149ZM154 259H156V258L154 257ZM154 259L150 260V264L153 262H155V264H159L158 262L161 261V260L157 261V259L155 261H153ZM126 261H127V259H126ZM156 261H157V263H156ZM138 262H139V260L137 262L134 261L131 264H139ZM161 262H162V264H164L163 262H165V259L162 260ZM141 263L143 264V261H141L140 264Z\"/></svg>",
    "mask_w": 264,
    "mask_h": 264
},
{
    "label": "rangeland",
    "instance_id": "obj_2",
    "mask_svg": "<svg viewBox=\"0 0 264 264\" xmlns=\"http://www.w3.org/2000/svg\"><path fill=\"white\" fill-rule=\"evenodd\" d=\"M84 67H86V66H84ZM87 68H88L87 70H89V67H87ZM81 70H84V68H82ZM97 70H98V69H97ZM97 70H96V71H97ZM85 72H87V71H85ZM89 72H90V71H89ZM89 72H88V73H89ZM98 72H101V71H98ZM91 73H92V72H91ZM91 73H90V76H88V79H90V77H91ZM103 73H104V72H103ZM96 74H97V72H95V76H97L99 73H98L97 75H96ZM101 74H102V73H101ZM93 75H94V73H93ZM102 75H104V74H102ZM102 75H101V76H102ZM99 76H100V75H99ZM100 78H101V79H102V78L104 79V78H108V77H106V75H105V76H103V77H99V79H100ZM91 79H92V77H91ZM91 79L89 80V82H91ZM94 79H97V77H94ZM99 79H97V80H99ZM108 79H110V78H108ZM85 80H86V79H85ZM92 80H93V79H92ZM105 80H107V79H105ZM105 80H104V81H105ZM111 80H112V79H111ZM111 80H110L109 84L112 83ZM83 81H84V80H83ZM95 81H96V80H95ZM104 81H103V82H104ZM117 81H118V80H117ZM119 81H120L121 83L123 82L122 80H119ZM85 82H88V81H85ZM85 82H83V83H85ZM93 82H94V81H93ZM98 82H99V81H98ZM95 83H96V82H95ZM100 83H102V82H99L98 84L100 85ZM106 83H107V82H106ZM115 83H116L117 85H119L120 83L115 82V79H114V83H113V84H114V86H116V88L120 87L119 89L122 88L121 85H124V84L122 83L121 85H119V86L117 87V85H115ZM124 83H125V84H128V82H124ZM78 84H80V83H78ZM87 84H89V83H87ZM93 84H94V83H93ZM107 84H108V83H107ZM107 84H106V90H107ZM129 84H130V83H129ZM129 84H128V88L131 86V85L129 86ZM80 85H81V84H80ZM80 85H79V86H80ZM83 85H84V84H83ZM111 85H112V84H111ZM111 85L109 86V88H110V87L112 88L113 85H112V86H111ZM74 86L77 87L76 84H74ZM96 86H97V84H96ZM114 86H113V87H114ZM126 86H127V85H126ZM80 87H82V85H81ZM86 87H88V86L86 85ZM90 87H91V86H90ZM123 87L126 88L125 86H123ZM132 87H133V85H132ZM135 87H136V86H135ZM83 88H84V87H83ZM91 88H92V87H91ZM93 88H94V86H93ZM97 88H98V87H97ZM99 88H100V86H99ZM99 88H98V89H99ZM101 88H102V87H101ZM101 88L99 89V90H100V91H99V95H100V92H101ZM111 88H110V89H111ZM116 88H114V89L116 90ZM80 89H81V88H80ZM85 89H86V88H85ZM85 89H83L84 93L81 91L82 94H83V96H84L85 92L88 91V90L85 91ZM98 89H96V90L98 91ZM112 89H113V88H112ZM114 89H113V90H114ZM126 89H127V88H126ZM126 89H125V90H126ZM132 89H133V88H132ZM135 89H136V88H135ZM140 89L143 90L142 87H141ZM140 89H139V90H136V92H133L134 95L131 94V95H133L132 97L135 98V94H136L137 92H140V95H139V93H138L137 95H139V96H143V97H144V96L147 97V96H146L147 93L144 92V91H143L144 93L141 92ZM76 90H79L78 87L76 88ZM76 90H75V91H76ZM94 90H95V89H93L91 92H93ZM104 90H105V89H103L102 91H104ZM113 90H111V91H112V92H115V90H114V91H113ZM122 90H123V88H122ZM122 90H121V91L118 90V91L122 93ZM75 91H74V92H75ZM89 91H90V90H89ZM89 91H88V92H89ZM108 91H109V90H108ZM118 91L115 92V95H117V93H118V95H119V92H118ZM126 91H127V90H126ZM128 91H129V90H128ZM128 91H127V94H128ZM132 91H134V90H132ZM77 92H79V91H76L75 93L78 94V96H80V95H81V92H79L80 94L77 93ZM112 92H111V93H112ZM123 92H125V91H123ZM75 93L72 94L68 99L64 100L65 103H64V102H63V103H64V107H65V109L63 110V111H64L63 113H62V110H60V107H59V106H61V104L58 103V101H56V102H52L53 100L50 99V100H51L50 103L52 104V105H51V108H52V109L50 110L51 112H49L48 114H46L47 116L49 115L47 118H48V119H49V117H50V119L52 118V119L56 122L55 125H57L58 122L61 120L62 123H61V122L59 123V125H60V128H59V129L62 128V129H61V132H62V133H61V132H58V133H61V134H58V137H57L55 133H56L59 129H56V132H54V129H55L56 127H55V125H53V124H54L55 122L52 121L51 125L47 122V125L45 124V127L48 126V124L50 125V126L46 127L48 130H50L49 135H48V131H47V129H45V127H44V125H43L42 128H40V137H36V136L38 135V133H37V135L34 136V137H36L37 139H36V138H33V139H34L33 141H35V140L38 141V139L40 138V142H38V143L40 144V146H39V148H38V151L36 150V146H38V144L35 145V144H32V142H31L30 144L33 145V147H28V149H29V148L32 149V150H31L32 152L28 151L27 149L25 150V149H24V143H23V141L20 139V141H19V145L23 146V148H22V147H21V148H22L23 150H25L26 152L28 151V153H23V154H21V153L23 152V150L20 148V149L22 150V152H21V151H18L19 153L17 152V153L15 154L16 156H19V158H20V154H21V157H24V158H22L23 161H24V159H25V157H26L25 160H27V161H26L27 163H26V162H24V163H26L28 166H27V165L25 166L26 169H24V167L22 166V169H24V172H25V174H24V172L22 171V173H23L24 175L22 174V175H20V177H19V174H20V173H19L18 171L21 169V168L19 169V166L21 167V164H20V163H16V165H15V167L19 165V166H18V169H19V170L17 169V170H18V171H17V173H18L17 178L19 177V178L21 179V176H23V179L26 181V177H25V175H26V176L29 175V177L32 179L33 175H31V176H32V177H31L30 174L35 173V172L39 169L40 165L43 164V163H42V164H39V163H38L39 161H40V162H41V161L45 162V160H46V155H47V154H48V157L52 158L53 160H54L55 157L58 156V148H59L58 146L60 145L59 143H61V145H60V146H61L60 149H61V150L64 149V150H65V154L67 153V155H68L69 153H70V154L72 153V154H71V155H72L71 157H70L69 155H68V156L64 155V157H65V160H66V159H67V160L69 159L67 162L70 161L69 163L72 164L71 166H73V169H72V167H71L70 165H68V164H67L68 167H67L66 165H65V166H66L68 169H69V166H70V167H71L70 171H71V170H73L72 172L77 171L78 173H77V172H75V173H76L77 175L79 174L80 176H76L77 179H78V180H77V179L74 177L75 175H74V176H73V174L71 175V172H69V170L67 171V173H70V174H67V173L65 172L66 174H64V175L66 176V178H67V176H72L71 179H72L73 177L76 179L77 183L75 182V180H73L74 178H73L72 180H73L75 183L72 182V180H71V182L74 183V184H72V183L70 184V183H69L70 181L68 182V180L66 179L67 182H68L70 185H76V186H77V184L79 183V178H81V179H80L81 182L79 183L78 189H77V188L74 189V187H71V188H72V190H71V188H69L70 185H67L68 183L64 184V182H65L66 180H65L62 184H60L61 182L58 183V182L60 181V179H59V181H58V179L55 180V181H54V180H51L52 177H53V179H54V176L51 174L52 172L50 173V171L52 170V171H54V173H55V170H53V169L51 168V170L49 171V170H48L49 168H45V167H47V166H46V163H47L48 160L45 162L44 165L41 166V167L44 166L43 168L47 169L48 171L45 172L46 170L42 168V170L39 172V170L41 169V168H40V169L37 171V174H38V175H37V174H35V175H36V177H37V176L39 177L40 174L44 172L43 174H44L45 178H47V180H48V182H47L46 179L44 178L45 181H46V184L49 183V182H50V184H51V183L53 182V183H52V185H53V189H56V191H57V190L60 191V189H61L62 186H59L60 189L57 187V188H58V189H57L56 186H55V184H56V185H59V184H60V185H63V184H64V185H65V187H64V185H63L64 188H66V185H67V186H68V187H67V190H66V189H65L66 191L63 190V192L65 191V194L62 193V189H61V191L59 192V193L62 195V197H65V196L67 197V196H69V193L72 192L73 190L77 191V192H75V191H74V192H75L76 194H77V193H78V194H77V195H76V194L74 195V194L72 193V194H73L72 196H78V197H77V198H76V197H75V198H74V197H70V196H71V193H70V196H69L68 198H69V199L71 198L72 201H71V200L69 201V199H68V200H67V203H65V204H68V201H69V202L74 203V205H75V203L77 204V205L74 206L75 208H76L77 206H81V207H79V208L77 207L78 209L76 208L78 211L75 210V209H72V212H73V213H75V211H77V213H76L77 215H76V214H72V213H71V210H68V211H70V212H69L70 218H71L72 216H75V218H78V219H77V220L75 219L76 221L74 220L76 223L73 221V219H74L73 217H72V218H73L72 221H70V218L68 219L67 216H65V217L68 219V221L65 220L66 218H65L64 216H62V218H65L64 221H63V219H59V217L62 215V213L68 215V212H67L66 210H67V209H71V208H69V207H73V204H72L71 206H68L67 209L63 207L62 210H63V209H65V210H63L64 212H61V211H62V210L60 211V209H61V205L63 204V202H64L65 200H64L62 203L60 202V203H61V204H60L59 201H56V199L54 198V197H57L58 199L61 198V199H60V201H61V200H62V197H60L61 195H60L59 197H58V194H59V193H58L56 196L53 195V198H54V200H53V199H52V196H51L50 194H48V195H50L51 198H50L49 196H47V195H46V196L44 195V194L46 193V191H42V190H40V191L38 192V194L40 195V196H38V199H39V200H41V198H44V197H45L46 201H48L49 198H50V200L52 199L51 201H53V202H55V201L58 202V204H59L58 206H60V207L57 208L59 212H58V213L56 212V213L59 215V217L57 218L56 216H58V215L55 214L56 216H55V215H54V216H55L56 218L53 216V217L55 218V220L58 219V222H59V220H62L64 223H65V221H67V222H66L67 225L65 224L66 226H64V224H62V221L60 222L61 224L55 221V222H56L55 225H54V223L51 225V223H52V221H53V219H52L53 217H52V215H50V213L47 214L46 212L48 211V209H45V208H44V209L46 210V211H45V210H44V211H45V213L47 214V216H44V215H46V214L44 213V211H42V213H41V214L39 213V214H40V215H43V216H38V217H41V218L43 217L44 220L47 221V218L50 216V218L52 217V218H51L52 220H51V219H48V222H49L50 225L47 224V222H45V221L43 222V221L41 220L42 225H43V223H44L43 226H45V224L49 225V227H50V226H51V227H55V226H56V227H57V230L59 231V233H63V232L60 230L63 226H64L63 229H64L65 227H66V228L68 227V229H71L72 226H73V224L71 225V222H73L74 225H75V224L79 223V221L81 222V225H82L83 223H86L85 221H88L87 217L89 216V220H91V223H93L94 221H95L94 223H96V225L94 224L95 226L92 225V224H90V225L94 226L95 228H97V226L99 227V225H100V227H99V232H98L97 230H92L93 234L96 235V232L100 233L102 227H104L103 230H105V229L108 230V227H109V229H111V228H110L111 226H109V224L111 225L112 221H110L111 223H110V222L108 223V221H109V220H115L117 217L114 218V219H111L112 217H115V215H116L115 213H116V212L114 213V216H113V215L111 216V215H110V212H111V211H109L110 209H109V210H108V209H107V210L104 209V208H106L107 205L109 204V203H106L108 200H105V201H106L105 203L107 204V205H105L106 207H102V206H104L103 203H102L103 201L101 202V203H102L101 206L98 204V206H100L101 208L104 209L103 212L101 211L102 209H100V211H99V209H98L99 212H98L96 209H95V211H93L94 208H93L92 205H91V206H92V208H93V209H92L93 212H90V210H91V206H90L89 203H88L89 200H90V202H92V200H93L92 203L94 204V203H95V202H94V199L96 200V198H100L99 200L101 201V200L103 199L102 196L104 197V195L106 194L104 198H105V199H106V198H107V199L110 198L111 202H112V198H115V197L117 198V201L119 200V202L123 200V203H124V202L126 203V201L128 200V202H129L130 205L127 204V205L129 206V207H128V206L125 204V205L127 206V207H126V209H127V208H131L130 206H131V205H134V204L138 201V199H137V201H136V198L139 197V199H141V200L138 201V203L141 202V203H139V205L141 204V206H142V207L139 206V207L141 208L140 210H142V208H144V210L146 211V209H145V206H146V208H147L149 211H146V212L144 211L145 213L143 212V210H142L141 212H138V210H137L138 205H137V207L135 206V208H134V209H136V210H133L135 213H134V212H132V213L130 212V211H132V208H131V210L127 209V210L129 211V213H126V214L128 215V216L126 215V218L128 217V219H129L130 221H131L132 219H134V220L137 219L138 221H140V220L142 219L143 221H141L140 223H137V220H136V221L133 220L131 223H134V222H135L136 224L134 223L133 225L138 227V229L136 228V229L134 230V229H131V228H132V226H131L132 224L129 226L130 221H129V220L127 221V219L125 218V219H126V222H127V223L129 222L128 225H125V226H126V227H128V226L130 227V229L128 228V229H129V232H130V231H131V232H136V231L139 230V226L141 225V223L143 224V222H145L143 225H146V224H147L148 226L150 225V228H151L150 231L147 230V229H148V226L146 225V226H143V227L147 228V229H146L147 231H145L144 228H141L142 230H141V229H140V230L142 231V233H138V232H137V233H134V235H133V234H131V232L128 233V231H126L128 234H124L123 232H125V231L122 230L123 232H121L120 229H124V228H123V227H124V224H123V223H126V222L124 221V220H125V219L123 218L124 216H123V217L120 216V220H122L121 218H123V221H124L123 223H122V221L120 222V220L118 219L119 217L117 218V219L119 220V222H118L117 219L115 220L116 222L113 221V224H116V223H117V226L114 225L115 227H118V226H119L118 223H120V226H121V227L119 226L120 229H118V230L121 232L120 234H122V233L124 234L123 236L120 235V238H118L119 235H117V234L119 233V231H117L116 228H115V230H116L117 232H116L114 229H113L114 231H113V230H108V231H107V232H108V235H109L110 233H112V234H110V236H106V235L103 236L105 233L107 234L106 231H104V233H103L102 235H101V234L99 235V234L97 233L100 237L102 236L101 238H103V240H104V242H103V240H102L99 236L96 235L97 237H94V235H92V232H90L91 230H89V229H95V228H93V227L91 228L90 226H89V229H88L87 227L84 228V226H86L87 224H86V225H84V224L82 225V226H83V227H81L82 230L79 228V230H81V231L83 232V233H82V232L80 231V233L83 234V235H81L80 233H75V232H74V231L78 232V231H79L78 228H72L73 231H71V232H72V233L74 232V234H77V235L80 234L79 236H82V237L85 236V238L83 239V241H84V240H87L86 238H88V237H90V236H91L90 239H91V238H92V239L96 238V239H95V241H96V242H95L96 245L93 244L94 242H93L92 244H90L91 242H90V240L88 239V244H90V245L87 246L88 250H85V251H86L87 254H89V251H90L89 248L92 247L91 245H93V248H91V249H93V250H92L93 252H90V253H92V254H95L96 251L98 252V250L95 249V246H97L98 249L101 248V250H102V252L100 251V252H101V253H100L101 257H100V255H97V254H99V253H96V255L100 257V259L102 260V261H100V262H102V263L105 262V261H103L104 258H105L106 260H107V259H108V260H111V259H112V260L115 261L116 263L118 262V264H131L132 262H134V261L137 262L138 260H139V262H138L139 264H140L141 261H143V264H150V260L154 259V257H155V258L157 259V261H159V260L162 261V260L165 259V262H163V263H164V264H168L170 261H172V259H173L172 257L176 255L177 251H176V252H174V251L177 249L178 245L172 243L173 246L176 245V246H175L176 249L173 250V251H171L172 254L169 253V252H170L169 248L171 249V247H168V246H169V245H168V244H169L168 242L171 240V238H169V235H168L169 232L166 233L167 236H168L167 238L169 239V241H168V239L165 237V236H166L165 231H166L167 228H170L169 226H171V224L169 223V221H171L172 219H170V220L168 219V222H166V221H167V218H166V217H168V218H171V217H169V216H164V215L167 213L166 215H172V216H173L174 213H175V215L179 216V218H180V219H179L177 216H176V218H175V215L173 216V217H174V218H173V221H174V219H175L177 222H178V221L180 222V221L183 220V218H185L184 215L188 212V210H185V211H186L185 213H184V211L182 212L183 209H182V210H180V209L178 210V205L176 206L175 203H176V201H177V204H179V202H180V199H179V198H181L182 195L180 196L179 193H182V191H180L179 189H181V188H180L181 186L183 187L182 184H184V183L186 182L185 179H187V177L184 175V176L186 177L185 179H183V180H184V183H181L182 180L180 181V179H177V181L179 180L178 183H179V185H180V186L178 185V186H179V189H177V190H176V187H177V186H176V185H177L176 183H177V182L175 183L176 185L174 184V182L176 181V179H175V181L173 182L172 186H173V185H174L173 187L176 186V187H175V190H176L177 192L179 191L178 193L176 192V193L179 195L178 197L175 196V194H173V193L171 194V195H174V196L176 197V199H175V198H172L173 196L170 195V192H168V194H167V195H170L172 199H174V200H172L173 203H174V201L176 200L175 203H174L175 207H177V208H176V211L178 210L179 212H181L182 214H184V215H183L184 217H182V215H181V216L178 215V214H179L178 212H174V211H175V208H172V207H174V206H173V203H172V204H169V203H168V205H170L171 208H168V207H170V206H167V204H165L166 200L168 199V198H165V197L167 196V195H165V194L167 193V190L170 189V186H171V185L169 186V188H165V187H163V188H165V190L167 189V190H166V193H165V192L163 191V190H164L163 188H161L160 186L157 187V186H158L157 184L159 183V181H156V182H158L157 184H155L154 180H153L154 184H153L152 181H151V177H153V179H155L154 176H153L155 172H153V171L156 170V173H158V172H157V169L155 168V167L158 166V165H156V162H154V160L157 161L158 159H157V158H155L154 160L151 159L152 162L149 160V161H150L151 163H153V164H149V163L146 161V163H148L149 165H146L145 160L143 161V159H142V157H143V155H144V153H143V149H145L146 146H147L146 144H148V143L145 144V141H147V142H149V140L152 141V140H153V135H154V136H155V140L158 141V143L155 141V143H157V146H156V147H157V149H159L160 146L163 145L162 142H161V141H162L161 139L164 138V139H163V140H164V145H163V146H164L165 148H164V147H162V148H164V149L167 150V152L165 153L166 156H165V155H164V156H165V158H167L168 160H170V156L173 157L174 154H177L176 151H174V150H175V146H176L175 144H176V143H177L176 149H178L179 155L184 153V152H183L184 149L182 150L183 147L181 146V144L184 142V144L186 143V144L188 145V146H186V147H187L188 150L190 151L189 154H190V158H191V153L194 152L193 149L196 148L197 146L194 147L193 149H192V147L190 148V145L188 144V142H189V141H188V138L195 139L196 137H198V138H197V141H196V142L198 143V139H200L199 136H201V135L204 134V133H203V130H205L204 128H207V127H208V129H206V131H209L210 128H213V126L210 125V121L208 120V117H209V116H206V115H208V114L200 113L201 116H200V114H199V116H198V121H199V120H201V122L204 121L203 124H204V126H206V127H204V128H202L203 125L200 126L202 129L199 130V129H200V127H199L200 124L198 125V124L196 123V127H197V128H196V127H195V122H194V121L196 120V122H197V119L192 118V115H193L194 117L196 116L195 113L192 112V111H190V110H187V108H186L187 105H186V101H185L186 98L182 97V98H183L182 100L185 101V103L182 101V102H183L182 104L185 105V107H184V106H181V104H180V107H183L182 109H184V112H185V109H186L185 114H187V113L189 114V112H190V114H189L190 116L187 117V116H185V114H184V117H183V118H181L182 116H180V117H178V118H179L180 120L183 119V120H186V121H187V119H190V120H191V118H192V119L194 120V121H193L194 123H192V124L194 125V127L191 125V126H192V129H193L194 131H195V130H198V131H197V132H193V131L191 132L192 129H188V131H186L187 129H185V130H184L185 132L181 133L183 136H180V135L178 134L179 137H181V138H179V140H180V142H182V143H181V144L178 143L177 140H176V143H174V142L171 141V140H172V139H171V136H172L171 132H172V131H171L170 133L167 132V131L170 129V128L168 129V126H169V124H170V123H169L170 119L166 118V116H165V118H161V119H165L164 122L161 123V126H162V128L164 129V130H163L162 128L160 129V126H158V122H159L160 118H158L159 120L157 119L158 122H157L156 120L153 121V120L150 118L151 116H152V118H154V116L156 115L154 112H156L157 110H158L157 113H159V114L162 115V113H160V112H161L163 109H162V110H159L160 107H159V109H156V107L158 108V105H159V106H163L162 104H164L163 102H164V99H166V96H164V97H165V98H164L162 95L158 94V95H160V96L156 95V96H157V97H156V96H155V93H154V95H152L153 97L151 96V97L153 98V100H154L155 97H156V99L164 98V99H161V101L163 100L162 102H161L160 100H158V101H160V103L157 102L156 99H155L156 101L152 102V100H150V98H149V96H148V98H149V99H147V100H148V102H147L148 105H146V106H148V107H147L148 109H147V108H143V110H140V112H142V111L144 112L145 110H147V111H145L144 114L142 113V114L144 115L143 117L146 116V112H148L149 110H150V111H149L147 114H149V113L152 114V115H150V116L148 115L149 118L146 116V117L148 118V119H146V120H147V123H149V126L147 125V127H150V126H151L150 129H152L153 127H152V125H150V124L153 123V122H155V124H156V122H157V127H154V128H156V131L154 132V131L151 130V131L154 132L155 134H154V133H153V134H152V133H148V134L150 135V137H149L148 135H146L147 132H145V133L143 132V131H145V130L147 129V127H145L146 129L144 128L145 130L143 129L144 124L142 123V120H143V122H144L145 124H147V123L145 122L146 120H144L145 118H144V119H142V117H140V119L138 118V117H139L138 115L141 114V113L139 112L138 109H139V107H140V109H141V106H143V107L145 106V104H143V101H144V100L147 101L146 98H144L143 101H140V100H142V99H141L142 97H138V98L140 99V100L138 99V101H139V102H142V103H139V102L137 101V99H136V101H137L140 105L143 104V105H141V106H140L139 104H136L137 102L134 101L135 99H134V100L132 99V102L130 101L131 104H132V105L130 106L132 112L129 111L130 109H129V107H128V109H129V110L127 109L128 112H129V113H128L127 110H126V112H124L126 108H125V107H122V106L125 105V103H129V100H127V99H129V97H130V100H131V96H129L130 94H128L127 96L125 95V96H126L125 98H123L124 95H123V96L120 95V96L122 97V99H121V100H122V101H121L122 103H121V102L119 101V99H118L120 96L118 97V95H117L116 97H114V93L111 94L110 92H106V91H105V92H103V93L105 94V95H103V97H105L106 94L109 93V95H111V97L108 96V95H107V97H108L109 99L111 98L110 101H112V96H113L114 98H117V99H118L117 101H119L118 103H121V105H119V107H121V109H122V108L124 109L123 113H122V111H121V112H117V111L114 112L115 110H113V109H117V110H118V108H114V107L111 108V109H110V108H107V109H106V108H104L105 106L103 105L102 107L98 108L99 105H101L100 103H102L103 101H104V103H105V102L107 101L106 99H105V100H106V101H105L104 98H103L102 96H101V100H102V101H100V103H99V102L96 103V101L89 100V101L92 102V103H91V102H89V101H86V99L84 100V101H86V102H89V103L86 104L88 107L86 106V108H84V109H86V110L89 109V111H93L92 109H94L93 113L97 111L96 113L100 114V117H99V115H98V114L96 115V113H95L96 116L94 115V117H97V116H98V118H97V119L94 118V120H96L97 122H101V121H103V123H97V122L95 121L96 124H99V125L103 124V125H104V126H102L103 128L101 129V131H102L103 129H105V127L108 126V125H106V124H108V123L104 124V121H106V120L109 121V119H111V118L114 119L113 121H112V119H111V120H110L111 122L109 121L110 124H111L112 126H111L110 124H109V125H110L111 127L115 128V129L111 128V130H112L114 136H113L112 134H110V133H112V132L107 131V129H109L110 126H109L108 128H106L105 130H103V131L101 132V134L99 133V135H100L101 137H102L103 134L107 137V138H105V136H104V138H105V139L103 138L104 140L109 139V140L105 141V143H103V145H102V144H101L102 142H101V143L99 142V144H98V142L96 143V141L99 140V139L95 136V135L97 134V133L95 132V130H100L99 127H101V126H99L98 129H97V128L95 127L96 125L94 124L95 126L92 125V126H94V127L96 128V129H94V128L90 125V123H91V124L94 123V120H93V122H90L91 119H92V117H91V119H90V116H91L92 114H90V116H89V114H87V115L89 116V119L87 118V121L90 120V121H89V124H88L87 121H85V120H86V119H85L86 117H84V115H83V117H84L83 119H84V120H82V118L80 119V117H79V118L76 117L77 115L82 116V113H81V112L83 111V109H82L83 107H81V106H83V104H82L81 106H80L79 104H77L78 101H77V100L75 101V99H76V96H75L76 94H75ZM96 93H97V92H94V93H93V96H94V94H96ZM103 93H102V94H103ZM121 93H120V94H121ZM129 93H131V92L129 91ZM141 93H142V95H141ZM145 93H146V94H145ZM91 94H92V93H91ZM123 94H126V92L123 93ZM143 94H144V95H143ZM86 96H87V95H86ZM89 96H90V94H89ZM93 96H92V97H89V98H92V99H93ZM95 96H96V95H95ZM121 97H120V98H121ZM127 97H128V98H127ZM159 97H160V98H159ZM172 97H173V96H172ZM175 97H176V96L174 95V97H173V99L171 100V102H172L173 100L176 101L175 99H177V97H176V98H175ZM180 97H181V96H179V98H180ZM78 98H80V97H78ZM84 98H85V97H82V99H84ZM89 98H87V100H88ZM105 98H106V97H105ZM114 98H113V99H114ZM136 98H137V97H136ZM152 98H151V99H152ZM174 98H175V99H174ZM52 99H53V98H52ZM95 99H96V98H95ZM109 99H108V100H109ZM123 99H124V100L126 99L128 102H124V104H123V101H124ZM167 99H168V98H167ZM167 99H166L165 101H167ZM170 99H171V98H170ZM56 100H57V99H56ZM79 100H80V99H79ZM179 100H180V99H179ZM97 101H98V100H97ZM115 101H116V99H115L114 101H112V103H114ZM149 101H150V102H149ZM168 101H170V100H168ZM174 101H173V104H175ZM74 102H76V104H74ZM79 102H80V101H79ZM79 102H78V103H79ZM94 102H95L96 105H97L96 108H95V106H96L95 104H94L95 106H92V104H93ZM151 102H152V105H151ZM155 102H157V103H155ZM171 102H170V104L172 105ZM178 102H179V101H178ZM72 103H73V104H72ZM80 103H82V100H81ZM83 103H84V102H83ZM109 103H111V102H109ZM115 103H116V102H115ZM118 103H116V104H118ZM149 103H150V105H149ZM154 103H155L156 105H155ZM84 104H85V103H84ZM116 104H113V106H118V105H116ZM129 104H130V103H129ZM170 104H169V105H170ZM176 104H178V103L176 102ZM71 105H72V106H71ZM73 105H76V106H75L76 109L74 108ZM77 105H79V106L81 107V110H82V111L80 110L81 112L77 110V109H78V108H77ZM107 105H108V103H107ZM111 105H112V104H111ZM111 105H110V106H111ZM127 105H128V104H127ZM127 105H126V106H127ZM138 105H139V107H137ZM164 105H165V104H164ZM166 105H168V104H166ZM166 105H165V106H166ZM128 106H129V105H128ZM146 106H145V107H146ZM165 106H163V107H165ZM72 107H73L76 111L80 112V114H77L78 112H74V110H73ZM80 107H79V108H80ZM91 107H92V108H91ZM151 107H152V108H151ZM154 107H155V108H154ZM173 107H174V106H173ZM175 107H177V106H175ZM178 107H179V104H178ZM70 108H72V109H70ZM97 108H98V109H97ZM101 108H102V109H101ZM136 108H138V109H136ZM58 109H59L61 112H59ZM104 109H105V110H104ZM123 109H122V110H123ZM144 109H145V110H144ZM154 109H155V111H154ZM171 109H172V108H171ZM177 109H178V108H177ZM179 109H180V108H179ZM86 110H85V111H86ZM95 110H96V111H95ZM98 110H99L100 113L98 112ZM101 110H102V111H101ZM119 110H120V108H119ZM119 110H118V111H119ZM136 110H138V113H139V114H137V111H136ZM152 110H153V111H152ZM167 110H168V109H167ZM169 110H170V109H169ZM174 110H175V109H174ZM71 111H73L74 113H76V114H74V113H73V114H74V117L78 118V121H79V119H80L81 122H82V121H83V122L85 121V122H84L85 126H83V127H86V126H87V125H86V122H87V124L91 126V127H90V128H91L90 131L94 130V131H92V132H95V133H94L95 135H94V134H92V132H90L89 130H88V131L86 130V131H87V132H86V133H87L86 136L88 135L89 139L92 138L91 136H89V133H91L92 136H95V138L97 139V140H96V139H93V138H94V137H93V138H92L93 141L90 140V141L92 142V144H93V142H94L95 145H94V144H93L94 146L92 145V146H93V149H91V147L88 148V149L92 150V153H91L87 148H86V150H87L86 153L89 154V152H90V153L92 154V156H93V153H94L93 150H94V151H95V150L99 151V153H98V152L95 153L96 156H95V154H94L93 157H90V158H92L91 161H89L90 158H88V157H86V159H89V160H88V161H84V159H85L84 156H87V155H85L86 153H85L84 151H82V152H83V154H82L81 151H78V150H79V146H78V150H77V148H76V145H77V144H75V147L73 146L74 144L72 145V143L75 142L74 140H76V142H77V139H78V141H79V140L81 141V139H80L78 136H79V135L84 131V129H85V128H84V129L82 130V128H81V126H80L81 124H80L78 121H77V122H78V125H76V126H75V130H72V131H74V132L77 131L76 128H79V127H77V126H80V128H81V133H78V132H80V131L77 132L79 135H78L77 133H73L74 135H76V137H75V139L72 138V139H74V140H72L73 142L70 141L71 138H69V137H71V135L69 136L68 134H69V133L71 134L72 131L69 132V130L72 129V127H71V125H70V128L68 129L67 126L69 127V119H70V120L73 119V121L76 119V118L72 117L73 115L71 116V114H72ZM103 111H104V112H103ZM83 112H84V111H83ZM135 112H136V114H135ZM151 112H152V113H151ZM162 112H163V111H162ZM168 112H169V111H168ZM168 112H165V113L168 114ZM177 112H178V111H177ZM179 112H180V111H179ZM184 112H183V113H184ZM55 113H56V114H55ZM59 113H62V115H60ZM84 113H85V112H84ZM86 113H89V112H86ZM90 113H91V112H90ZM105 113H106L107 115H106ZM116 113H117V114H116ZM124 113H125V114H124ZM127 113H128V115H129V117H128ZM131 113H132V114L134 113L135 116H138V117H136L137 119L134 117V115H130ZM153 113H154V116H153ZM165 113H163V114H165ZM172 113H174L173 110H172ZM175 113H176V112H175ZM175 113H174V114H175ZM181 113H182V110H181ZM183 113H182V114H183ZM63 114H64V115H63ZM65 114H66V118H65V119H67L68 116H69V114H70V116H69V118H68V125H67V121H66V123H64V122H65V121H64V120H65V119H64ZM67 114H68V115H67ZM108 114H109V115H108ZM142 114H141L140 116H142ZM179 114H180V113H178V115H179ZM75 115H76V116H75ZM85 115H86V114H85ZM101 115H102V116H101ZM175 115H177V114H175ZM175 115H174V118L176 117ZM204 115H205L206 117H204ZM88 116H87V117H88ZM106 116H107V117H108V116H109V117L111 116V117L108 119ZM169 116H170V115H169ZM70 117H71V118H70ZM104 117H106L107 119L104 118ZM114 117H116V119H118V120H120L122 123H124V125H123L122 123H121V124H122V125H121V124H120V121L118 122V120H116ZM127 117H128V118H127ZM132 117H134L135 120H134V118H132ZM159 117H160V115H159ZM47 118H46V119H47ZM99 118H100L101 121H98ZM131 118H132V119H131ZM155 118H157V116H156ZM46 119H45V120H46ZM52 119H51V120H52ZM58 119H59V121H58ZM102 119H105V120H102ZM125 119H126V120H125ZM138 119H139V120H138ZM150 119H151L152 121H150ZM179 119H178V120H179ZM76 120H77V119H76ZM76 120H75V121H76ZM136 120H137L138 122H137ZM178 120H177V121H178ZM190 120H188V121H190ZM47 121H49V120H47ZM73 121H72V122H73ZM116 121H117V122H116ZM133 121H134V122L136 121L137 124L134 123ZM139 121L143 124V125L141 124V125H142V127H141V130H142L141 133H142V134H141V135H140V130H139V129H140L139 127H140L141 125H140ZM148 121H150V122H148ZM162 121H163V120H161L160 122H162ZM172 121H173V119H171V123H172V124H173V123L175 124V122H172ZM175 121H176V120H175ZM177 121H176V122H177ZM45 122H46V121H45ZM49 122H50V121H49ZM77 122H76V123H77ZM182 122H184V121H182ZM76 123H74V124H76ZM116 123H117V124H116ZM187 123H188V122H187ZM72 124H73V123H72ZM79 124H80V125H79ZM119 124H120V126H121V128H122L123 134H124V132H125L124 127H125L126 130H127V128H128L130 131H126V132H125L126 137L128 136L129 132H132V133L135 135V136L132 135V137H133V138H136V141H134L135 139L130 138L131 136L125 138L126 141H127V139H128V142H124L123 140H121V139L119 138V136H121V135H120V133H121V129L119 128V127H120ZM138 124H139V127H138ZM159 124H160V123H159ZM179 124H180V123H179ZM182 124H183V123H182ZM182 124H180V125H182ZM189 124H190V123H189ZM82 125H83V124H82ZM116 125H118V126H116ZM153 125H154V123H153ZM180 125H179V126H180ZM51 126H52V127H51ZM57 126H58V125H57ZM63 126H64V127H63ZM72 126H74V125H72ZM122 126H123V127H122ZM126 126H127V128H126ZM154 126H155V125H154ZM177 126H178V124L176 125V127H177ZM179 126H178V128H179ZM184 126H186V127H188V128L191 127V126H188V124L185 125V123H184ZM209 126H211V127L209 128ZM49 127H50V129H49ZM65 127H66V128H65ZM137 127H138V128H137ZM158 127H159V128H158ZM169 127H170V126H169ZM171 127H173V125H171ZM176 127H175V128H176ZM186 127H185V128H186ZM51 128H52V129H51ZM116 128H118V130H117ZM173 128H174V127H173ZM180 128H181V127H180ZM195 128H196V129H195ZM73 129H74V128H73ZM86 129H87V128H86ZM88 129H89V126H88ZM166 129H168V130H167L166 133H165V130H166ZM62 130H64V131H62ZM66 130H67V131H66ZM111 130H110V131H111ZM147 130H149V128H148ZM147 130H146V131H147ZM157 130L161 131V132L158 131L160 134L157 132ZM171 130H172V129H171ZM176 130H177V129H176ZM106 131L109 132V133H106ZM149 131H150V130H149ZM177 131H178V130H177ZM180 131H181V129H180ZM66 132H69V133L66 134ZM99 132H100V131H99ZM119 132H120V133H119ZM127 132H128V134H126ZM156 132H157V133H156ZM187 132H188V133H187ZM190 132L193 133V134H190ZM84 133H85V132H84ZM132 133H131V134H132ZM178 133H179V132H178ZM65 134H66V136H68L67 138L70 139V140H68V139L66 138V136H65V138H63L64 136H62V135H65ZM73 134H72V136H73ZM91 134H90V135H91ZM106 134H110V135H112V136H110V135H106ZM131 134H130V135H131ZM175 134H176V133L173 134V137L175 136ZM186 134H188V136H186ZM198 134H199V135H198ZM53 135H55V137H57V138H55ZM82 135H83V133H82ZM99 135H98V136H99ZM145 135H146V137L148 136L147 138H149V139L144 141V139H147V138H144V139L142 138V137L145 136ZM176 135H177V134H176ZM196 135H197V136H196ZM38 136H39V135H38ZM51 136H52V137H51ZM59 136H61V137H60V140H58V139H59ZM123 136H124V135H122V137H123ZM161 136H163V138H161ZM53 137L56 139L55 142H54V138H53ZM73 137H74V136H73ZM81 137L84 138V139L82 138V141H83V142H85V141L87 140V138L85 137V135H84V136H81ZM111 137H112V138H111ZM124 137H125V136H124ZM182 137L186 138L188 142H187L186 140L183 141V138H182ZM41 138H42V139H41ZM76 138H77V139H76ZM115 138H116V139H115ZM63 139L70 141V143L72 142V143H71V146H73L72 148H74V149H76L78 152H80L81 154H79V155H81L82 157H77V158H76L74 155H75V154H76L77 156H79V155H78V153L76 152V150L72 149L71 147H70V150H71L72 152H69V151H70V150H69V146H70V144H69V146H68L67 144H68L69 142H68V143H65L66 141H61V140H63ZM101 139H102V138H100V140H101ZM110 139H111V140H110ZM112 139H113V140H112ZM122 139H123V138H122ZM175 139H176V138H175ZM100 140H99V141H100ZM104 140H103V142H104ZM129 140H131V141H129ZM189 140H190V139H189ZM43 141H44V142H43ZM80 141H79V142H80ZM101 141H102V140H101ZM108 141H109L110 143H109ZM143 141H144V142H143ZM151 141H150V143L153 142V141H152V142H151ZM173 141H174V140H173ZM191 141H193V140H191ZM194 141H195V140H194ZM51 142H52V144H51ZM53 142H54V143H53ZM57 142H58V143H57ZM79 142H78V144L81 143V142H80V143H79ZM86 142H87V143H82V145H83L82 147H84L83 150H85V147H88L89 145H91V144L87 145L88 143H90L89 141H86ZM111 142H112L113 144H112ZM114 142H116V143H114ZM196 142H194L193 144H195ZM21 143H22V144H21ZM47 143H48L50 146H49ZM55 143H56L57 145L54 146ZM106 143H107V145H109V147H107ZM117 143H118V144H117ZM127 143H128V144H127ZM143 143H144V144H143ZM155 143H153V144H151V145L148 144V145H149L148 148H149V149L152 148L151 146L156 145ZM189 143H190V142H189ZM197 143H196V145H198ZM30 144H29V145H30ZM85 144H86V146H84ZM115 144H116V145H115ZM119 144H120V145H119ZM125 144H126V145H125ZM158 144H160V146H159ZM161 144H162V145H161ZM184 144H183V145H184ZM186 144H185V145H186ZM190 144H192V143H190ZM31 145H30V146H31ZM51 145H52V148H51ZM111 145H113L112 149H111ZM118 145H119V146H118ZM127 145L130 146L131 148H129ZM131 145H133V146L135 145V147H133V146H131ZM142 145H143V146H142ZM144 145H145V148H144ZM185 145H184V146H185ZM199 145H200V144H199ZM47 146H49V147H47ZM104 146H105V148H103ZM122 146H125V147H124L125 149H124ZM158 146H159V147H158ZM191 146H192V145H191ZM193 146H195V145H193ZM57 147H58V148H57ZM142 147H143V148H142ZM154 147H155V146H154ZM154 147H153V148H154ZM97 148H98V149H97ZM116 148H117V149H116ZM121 148H122V150H121ZM128 148H129V149L134 148V149H136V152H135V150H134V151L132 150V151H130V153H128L127 156L124 155L125 153H127V152L129 151ZM148 148H146V149L148 150ZM153 148H152V149H153ZM162 148H161V150H162ZM184 148H185V147H184ZM20 149H19V150H20ZM81 149H82V148H81ZM81 149H80V150H81ZM105 149H106V152H104ZM107 149H108L109 151H108ZM110 149H111L112 151H111ZM172 149H173V150H172ZM41 150H42V153H41ZM102 150H103V151H102ZM123 150H125V153L122 154V155H124V156L122 157V155H121L120 157L117 158L116 155L119 156V155H120V152H123ZM147 150H146V151L144 150V151H145V152L150 151V150H148V151H147ZM166 150H165V151H166ZM188 150H187V151L184 150L186 153L183 154V155H186V154L188 153ZM35 151H36L38 154L35 153ZM43 151H44V152H43ZM74 151H75V152H74ZM88 151H89V152H88ZM107 151H108V152H107ZM110 151H111V152H110ZM119 151H120V152H119ZM154 151L157 152L156 148L154 149ZM62 152H63V151H62ZM112 152H113V153H112ZM118 152H119V153H118ZM131 152H133V153L131 154ZM151 152H152V151H151ZM162 152H163V151H162ZM172 152H173V153L175 152V153L173 154ZM180 152H181V153H180ZM182 152H183V153H182ZM31 153H32V154H36V155H35L36 157H38V155L41 153V155H39L40 160H39L38 158H35V156L32 155ZM46 153H47V154H46ZM63 153H64V152H63ZM148 153H149V152H148ZM24 154H25V156H22V155H24ZM28 154H29V155H28ZM61 154H62V153H61ZM100 154H101V155H100ZM102 154H104V155H102ZM108 154H109V155H108ZM112 154H113V155H112ZM118 154H119V155H118ZM145 154H146V153H145ZM152 154H153V153H152ZM154 154H155V153H154ZM160 154H161V153H160ZM160 154H159V156H157V155H158V153H157V154L154 155V156H155V157H158V158L160 159V157H161L164 153H163L161 156H160ZM172 154H173V156H172ZM30 155H31L32 157H30ZM59 155H60V151H59ZM97 155L99 156L100 159L98 158ZM131 155H132V156H131ZM133 155H134V157H133ZM187 155H188V154H187ZM33 156H34V157H33ZM41 156H42V157H41ZM73 156H74V157H73ZM88 156H90V155H88ZM100 156H101V157H100ZM108 156H109V157H108ZM110 156H111V157H110ZM141 156H142V157H141ZM145 156H146V155H145ZM152 156H153V155H152ZM154 156H153V157H154ZM193 156H194V155H193ZM193 156H192V158H194V160H197V159H195V157H193ZM29 157L31 158V160H30ZM67 157H68V158H67ZM69 157H70V158H69ZM104 157H106V158H104ZM112 157L114 158V161L112 160V159H113ZM124 157L126 158V160H124ZM131 157H132V158H131ZM148 157H149V155H148ZM148 157H147V158H148ZM176 157H177V161H176V160H175V161L178 163V162H179V161H178V155H176ZM185 157H186V156H185ZM14 158H16V157L14 156ZM28 158H29V159H28ZM32 158H33V159H32ZM41 158H43V159L41 160ZM50 158H48V159L51 161L52 159H50ZM60 158H61V156H60ZM101 158H102V159L104 158V159L102 160ZM108 158H109V159H108ZM116 158L118 159V161H119V160L121 161V158H122V159L124 160L123 163H126V165H127L128 167H130V168L128 169V167L125 165V166L127 167V170H126L125 166H123L124 164L121 163V162L119 161L121 164H123V165L121 166V168H120V165H121V164H120V163H119L120 165L117 164L118 161L115 160ZM143 158H144V157H143ZM187 158H188V156H187ZM37 159H38L39 161H38ZM86 159H85V160H86ZM93 159H95V161H93ZM105 159H106V160H105ZM110 159H111V160H110ZM144 159H146V158H144ZM163 159H164V157H163L161 160L164 161L165 159H164V160H163ZM173 159H174V158H173ZM179 159H180V158H179ZM20 160H21V159H20ZM55 160H57V161H56V162H57L56 165H57V166H61V165H58V159L56 158ZM60 160H62V159H60ZM63 160H64V159H63ZM63 160H62V162H63ZM104 160H105V162H103ZM182 160H183V159H182ZM186 160H187V159H185V161H186ZM194 160H192V161H194ZM16 161H17V160H15L14 163H15ZM18 161H19V160H18ZM33 161H34V162H33ZM159 161H160V160H159ZM162 161H160L161 164H163ZM172 161H173V160H172ZM185 161H183V162H185ZM189 161H190V159H189ZM19 162H20V161H19ZM51 162H52V161H51ZM59 162H60V161H59ZM83 162H84V163L87 162L88 164H87V163L82 164ZM93 162H95V163H93ZM98 162L101 163V164H99ZM109 162H112V163H109ZM164 162H165V161H164ZM183 162H182V164H183ZM37 163H38L39 165H38ZM65 163H66V162H65ZM97 163H98V168H97ZM105 163H106V164H105ZM158 163H159V162H158ZM165 163H166V162H165ZM171 163H172V162H171ZM171 163L169 164V163L167 162L166 164H168V165H172ZM173 163H174V161H173ZM187 163H189V162H187ZM192 163H193V162H192ZM22 164H23V162H22ZM50 164H51V163H50ZM50 164L47 163V165H49L48 167H50ZM53 164L55 165V163H53ZM53 164H51V165H53ZM59 164H61V163H59ZM62 164H63V163H62ZM86 164H87L88 166H87ZM91 164H93V165L91 166ZM113 164H115V165H119V166H118L119 168H117V167L115 166V169H116V170H115L114 167H113ZM128 164H129V165H128ZM161 164H159V165H161ZM166 164H165V165H166ZM185 164H186V163H185ZM193 164L196 165L195 162H194ZM30 165H31L32 167H33L34 165H35V166L38 165L39 167H38V169H37V168H33V169H35V170H34V172L32 173V169H31L32 167L29 168ZM79 165H80V166L84 165V166L86 167L87 170L90 168L89 170H90V172H91L92 174H93L92 171L94 170V172H96L97 175L94 173L93 176H97V177H96L97 179H99V177H101L102 179H100V180H102L103 183H106V185L109 184V182H110V184L107 185V186H106V185H103L102 181H98L97 179H95V178H93V177H92V182H91V179H90V182H89L88 179L91 178V176L89 177V172H88L89 170H88V171L85 170V171H86V173H85V172L82 170V167H83V166L80 167ZM95 165H96V166H95ZM102 165H103V167H102ZM106 165H107V166H106ZM111 165H112L113 168H110ZM136 165H137V166H136ZM151 165H152V169H154L153 171L150 169V170L153 172V173H152V174H153L152 176H151V174H150L151 171L148 170V169L150 168ZM165 165H162V166H161V167L163 168L162 170H164ZM168 165H166L167 167H169V168H167V169H170V166H168ZM178 165H179V164H177L176 166L178 167ZM194 165H192V166H194ZM242 165H243V164H242ZM35 166H34V167H35ZM62 166H63V165H62ZM93 166H94V167H93ZM108 166H109V169H108ZM133 166H134V168H136L137 170H139V172L141 173V174L139 173V174H140V176H139L138 171L136 172V170H134V171L138 174V178H136V177H137V174H136V173H133V175H130L131 172H133V171H132V170L134 169ZM153 166H154V167H153ZM163 166H164V167H163ZM184 166H185V165H184ZM186 166H187V165H186ZM188 166H189V164H188ZM196 166H197V167H196ZM196 166H195V167L198 168L199 164L196 165ZM239 166H240V164H239ZM51 167H52V166H51ZM87 167H88V168H87ZM101 167H102V168H101ZM104 167H106V168H104ZM148 167H149V168H148ZM161 167H160V169H161ZM177 167H176V168H177ZM179 167H180V165H179ZM179 167H178V168H179ZM189 167H190V166H189ZM195 167H194V168H195ZM241 167H242V166H241ZM16 168H17V167H16ZM54 168H55V167H54ZM62 168H63V167H62ZM91 168H92V169H91ZM93 168H94V169H93ZM95 168H96V169H95ZM99 168H100V170H99ZM122 168H123V169H122ZM173 168H174V165H173ZM186 168H187V167H186ZM243 168H245V167H243ZM36 169H37V170H36ZM58 169H59V168H58ZM104 169H105V170H104ZM110 169H111V170H110ZM165 169H166V168H165ZM187 169H188V168H187ZM191 169H192V168H191ZM191 169H190V170H191ZM201 169H202V168L199 166V169H198L197 171H193V172H195L194 174L198 177V178H196V179L201 178V177H199L200 173H199V175L196 174V172H198V171L201 172L202 176H203V175H204V176H205V175H209V172H208L209 170H208V168H207V171H203V170L201 171ZM210 169H211V168H210ZM240 169H241V168H240ZM43 170H44V171H43ZM65 170H66V169H65ZM98 170H99V171H98ZM118 170H119V171H118ZM128 170H129V171H128ZM173 170H174V169H173ZM173 170L171 169V172H172ZM175 170H176V169H175ZM175 170H174V171H175ZM177 170L179 171V169H177ZM177 170H176V171H177ZM181 170H182V166H181ZM183 170H184V169H183ZM238 170H239V169H238ZM82 171H83V172H82ZM122 171H123V173H122ZM130 171H131V172H130ZM159 171H160V170H159ZM167 171H168V170H167ZM178 171H177V172H178ZM211 171H212V172H210V173H211L210 175H211V176H215V174L218 172V168L215 167V165H214V166L212 167V170H211ZM214 171H215V173H214ZM242 171H246V170H245V169H244V170L242 169ZM38 172H39V173H38ZM56 172H57V171H56ZM61 172H62V169H61ZM79 172H80V173H79ZM81 172H82V173H85V174L88 176V179H86L87 177H85V176L83 177ZM97 172H98V173H97ZM99 172H100V173H99ZM108 172H109V173H108ZM128 172H130V173L128 174ZM161 172H162V171H161ZM165 172H166V171H165ZM171 172H168V173H171ZM177 172H176V173H177ZM179 172H180V171H179ZM183 172H184V171H183ZM183 172L181 171L179 174H181V173H183ZM49 173H50V174H49ZM54 173H53V174H54ZM75 173H74V174H75ZM87 173H88V174H87ZM102 173H103V174H102ZM124 173H126V175H125ZM163 173H164V171H163ZM163 173H162V174H163ZM176 173H175V177H176ZM187 173H188V172H187ZM187 173H186V174H187ZM242 173H244V172H242ZM242 173H241V174H242ZM45 174H47V175H45ZM92 174H90V175H92ZM98 174H99L100 176H99ZM101 174H102V176H101ZM104 174H107V175H104ZM127 174H128V175H127ZM134 174H135V178H136V179H140V180L142 179V180H143V182H142L143 184L140 183L139 180H136L135 178H133V177H134ZM159 174H160V173H159ZM173 174H174V173H173ZM179 174H177V176H179ZM184 174H185V173H184ZM190 174H191V173H190ZM245 174H246V173H245ZM245 174H244V175H245ZM35 175H34V176H35ZM50 175H51V177H50ZM54 175H55V174H54ZM56 175H57V173H56ZM59 175H60V173H59ZM62 175H63V173H62ZM62 175H61V176H62ZM83 175H84V174H83ZM141 175H142V176H141ZM155 175H157V174H155ZM170 175H171V174H170ZM182 175H183V174L180 175V178H181V179H182V177L184 178V176H182ZM246 175H247V174H246ZM246 175L244 176L245 178H246ZM41 176H42V174H41ZM41 176H40L39 178H37V180L40 179L41 182H44V181H42V179H41L42 177H41ZM44 176H43V177H44ZM47 176H48V177H47ZM61 176H59V177H61ZM65 176H64V178H65ZM103 176H104V177H103ZM105 176H106V178H105ZM126 176H127V177H126ZM132 176H133V177H132ZM150 176H151V177H150ZM161 176H164V175H161ZM173 176H174V175H173ZM187 176H188V175H187ZM190 176H191V175H190ZM193 176H194V175H193ZM200 176H201V175H200ZM36 177H33V178L35 179ZM57 177H58V176H57ZM57 177H55V178H57ZM62 177H63V176H62ZM78 177H79V178H78ZM82 177H83V178H82ZM130 177H132L134 180H132V178L129 179ZM165 177H166V175H165ZM165 177H164V178H165ZM167 177H168V176H167ZM171 177H172V176H171ZM27 178H28V177H27ZM69 178H70V177H69ZM69 178H68V179H69ZM127 178H128V180H127ZM20 179H18V180H20ZM34 179H32V180H33L34 183L36 184V183H37V182L35 181L36 179H35V180H34ZM62 179H63V178H62ZM62 179H61V180H62ZM85 179H86V180H85ZM93 179H95V180L97 181L98 184H96V185H98V186H96V185L94 184V183H95V182H94L95 180H93ZM169 179H170V177H169ZM189 179H190V178H189ZM192 179H193V178H192ZM196 179H195V180H196ZM21 180H22V179H21ZM28 180H29V182H30V179H28ZM50 180H51L52 182H51ZM135 180H136V183H138V184H136L135 182L132 183V181H135ZM142 180H141V181H142ZM144 180H145L146 185L149 186L150 191L147 189V188H148L147 186H141V184L144 185ZM157 180H160V181H161L162 179H160V176H159V178H158ZM165 180H166V179H165ZM187 180H188V179H187ZM195 180H194V181H195ZM40 181H38V182L41 184ZM130 181H131L132 184L135 183L136 185H140L141 187L139 186V188H138V187H136V186L131 185V184H130ZM166 181H167V180H166ZM168 181H169V180H168ZM192 181H193V180H192ZM241 181H242V182H245V181H243V179H242ZM20 182H21V181H20ZM187 182H189V181H187ZM187 182H186V183H187ZM197 182H198V181H197ZM242 182H241V184H242ZM22 183H23V182H22ZM26 183H27V182H24V184H26ZM39 183H38V185H39ZM44 183H45V182H44ZM44 183H42L41 185H43ZM86 183H87V184H86ZM89 183H90V185L88 186ZM112 183H113V185H116V186H115L116 188H119L122 192H124V193H123V194H124V195H123V199H122V197L120 196L121 194L119 195L120 190H119V189L116 190L115 187H113V186L111 185ZM163 183H165V182H163ZM180 183H181V184H180ZM32 184H33V183H32ZM46 184H45V185H46ZM91 184H92L93 187L91 186ZM99 184H100V185H99ZM129 184H130V185H129ZM26 185H28V183H27ZM30 185H31V184H29V186H30ZM38 185L36 184V185L34 186V184H33V186H34L35 188L38 187V189H39V186H38ZM52 185H51V186H52ZM81 185H82V186H81ZM102 185H103L104 187H106V188H108V187H109V188H112V187H113L112 190L114 191V189H115L116 192H118L117 194H118L119 196L116 194L115 191L112 192L111 189L106 190V191H108L107 193H109L110 196H108L107 193H105L106 191H104V190H103L104 193H103V192L101 193L102 189L104 188V187H103V188L101 187ZM155 185H156V187H155ZM161 185H162V183H161ZM168 185H169V183H168ZM168 185H167V187H168ZM187 185L189 186V183H188ZM29 186H28V190H29ZM36 186H37V187H36ZM46 186H47V187H46ZM46 186H45V187H46L47 189L50 187L49 190L51 191V188H52V187H51L50 185H49V187H48V184H47ZM84 186H85V187H84ZM129 186H132V187L137 188L136 190H134L135 193H133V191H131V192H132V193H131V196H132V194H134V195L137 194L136 192H137L138 189L141 188V190H143V188H144V191H146V192H144V191H141V192H144L143 194H144V195L146 194V195H145L146 197H145L143 194H142V196H141V193H140V196H138L139 194L136 195L137 197L135 198V200H134V196H132L133 198H132V197H131V198L128 197L129 199L127 198V200L124 201V199L127 197V194H126V193H129V192H130V191H129V188H131V187H129ZM163 186H165V185H163ZM184 186H185V184H184ZM41 187H42V186H40V188H41ZM54 187H55V188H54ZM63 187H62V188H63ZM91 187H92V188H91ZM95 187H96V188H95ZM145 187H146V189H145ZM185 187H186V186H185ZM185 187H184V188H185ZM235 187H236V185H235V186H234V185L232 186V188H231V193L238 194V192H236L237 189H235ZM43 188H44V187H43ZM43 188H42V189H43ZM46 188H44L43 190H45ZM64 188H63V189H64ZM97 188H98V189H97ZM100 188H101V189H100ZM135 188H134V189H135ZM151 188H152V189H151ZM177 188H178V187H177ZM237 188H238V187H237ZM30 189L33 191V187H32V185H31ZM38 189H35V190H38ZM53 189H52V190H53ZM82 189H83V190H82ZM86 189H88V190H86ZM104 189H105V188H104ZM132 189H133V188H132ZM155 189H156V190L159 189L160 191L157 190V192H156ZM171 189H172V187H171ZM226 189H227V188H226ZM229 189H230V188H229ZM229 189H228V190H229ZM35 190H34V192H35ZM49 190H48V191H49ZM68 190H71V191L67 192ZM84 190H85V191H84ZM94 190H95V191L97 190L98 192H97V191L95 192ZM100 190H101V191H100ZM110 190H111V191H110ZM161 190H162V191H161ZM175 190H174V188H173V191H175ZM181 190H182V189H181ZM228 190H226V191L228 192ZM41 191H42V192H45V193H43L44 196L41 195V193H42ZM48 191H47V192H48ZM56 191H53V192H56ZM58 191H57V192H58ZM82 191H84V192H82ZM87 191H88V192H87ZM173 191H172V192H173ZM40 192H41V193H40ZM57 192H56V193H57ZM66 192H67L68 194H67ZM80 192H81V193H80ZM86 192H87V193H91V194H87ZM139 192H140V191H138V193H139ZM154 192H155V193H154ZM56 193H55V194H56ZM82 193H85V195L82 194ZM95 193H96V194H95ZM98 193H99V194H98ZM100 193H101L102 195H101ZM156 193L158 194V196H157ZM164 193H165V194H164ZM35 194L38 195L36 192H35ZM46 194H47V193H46ZM66 194H67V195H66ZM79 194H82V195H79ZM103 194H104V195H103ZM149 194H150V196H149ZM224 194H228V195H229L230 192H229V193H224ZM36 195H35V198H37ZM63 195H65V196H63ZM83 195L85 196V198H84ZM91 195H92V196L94 195L93 198H92ZM125 195H126V196H125ZM164 195H165V197H164ZM230 195H231V194H230ZM244 195H245V194H243V196H240V195H239V196L241 197L242 202H243V198L245 197ZM246 195H247V194H246ZM33 196H34V195H33ZM42 196H43V197H42ZM98 196H99V197H98ZM106 196H107V197H106ZM117 196H118V197H117ZM124 196H125V198H124ZM129 196H130V194H129ZM143 196H144V197H143ZM147 196H149V197H147ZM39 197H40V198H39ZM47 197H48V198H47ZM66 197H65L64 199H66ZM120 197H121V198H120ZM142 197H143V198H142ZM150 197H151V199H150ZM154 197H155L156 199H155ZM33 198H34V197H33ZM87 198H88L89 200H88ZM101 198H102V199H101ZM147 198H148V199H147ZM164 198H165L166 200H165ZM169 198H170V197H169ZM171 198H170V199H171ZM177 198H178V199H177ZM45 199H44V200H41V202H43V201L46 202ZM82 199H83V200L87 199L88 201H86V200L83 201ZM121 199H122V200H121ZM132 199H133L134 201H136V202H133ZM35 200H36V199H35ZM35 200H34V201H35ZM110 200H109V201H110ZM114 200H116V199H114ZM114 200H113V202H115ZM130 200H132V201H130ZM142 200H143V205H142ZM245 200H246V197H245ZM51 201H49V202H51ZM100 201H98V199H97V202H100ZM154 201H157V203L154 202ZM35 202H36V201H35ZM38 202H39V201H38ZM119 202H118V204H119ZM169 202H170V201H169ZM184 202H185V201H184ZM186 202H187V200H186ZM36 203H37V202H36ZM92 203H91V204H92ZM101 203H100V204H101ZM105 203H104V204H105ZM132 203H134V204H132ZM138 203H137V204H138ZM223 203H224V201H223ZM37 204H41V203L39 202V203H37ZM45 204H46V203H45ZM55 204H56L55 206H57V203H55ZM83 204H84L83 209H86V212L89 211L91 214H94V215H95L94 212H96V213H97V216L99 215V216L97 217V219H99V221H101V222H100L101 224L104 223V224L102 225V227H101V224L98 223L99 221L97 222V219L94 220V221L92 222V219H95V218H93L94 215H89V214H88L89 212L87 213L88 216L85 217V215H86V214H85V213H86L85 210H81ZM96 204H97V203H96ZM96 204H94V205L96 206ZM112 204H113V203H112ZM112 204H111V205H112ZM114 204H115V203H114ZM116 204H117V203H116ZM151 204H152V205H151ZM154 204H155V205H154ZM51 205L54 206V204H52V202H51ZM68 205H70V204H68ZM123 205H124V204H123ZM156 205H157V206H156ZM37 206H38V205H37ZM55 206H54V208L52 207V209H55V210H56V207H55ZM58 206H57V207H58ZM88 206H90V208H89ZM108 206H109V205H108ZM152 206H153V207H152ZM243 206H244V203H243ZM38 207H39V206H38ZM65 207H67V206H65ZM110 207L112 208V206H110ZM115 207H116V206H115ZM132 207H134V206H132ZM154 207H155V208H154ZM245 207H246V206H245ZM39 208H40V207H39ZM39 208H34V209H38V211H39ZM95 208H96V207H95ZM98 208H99V207H98ZM119 208H120L121 210H122V208H123L122 205H121V202H120V205H119L118 209H114V210H115V211L118 210L117 213H119V212L121 211ZM124 208H125V207H124ZM241 208H243V207L241 206ZM246 208H247V207H246ZM22 209H23V208H22ZM25 209H27V208H25ZM32 209H33V208H32ZM34 209H33V210H34ZM49 209H50V208H49ZM79 209H80V210H79ZM89 209H90V210H89ZM112 209H113V208H112ZM112 209H111V210H112ZM126 209L124 210V212H127ZM170 209H171V210L173 209V212H174V213H172V211H171ZM188 209H189V208H188ZM41 210H42V209H41ZM41 210H40L39 212H41ZM73 210H74V211H73ZM87 210H88V211H87ZM105 210H106V212L109 211V212H108V213H109L108 215L111 216L110 219L107 218V219H109L108 221H106V219H105L106 217H108V216H106L107 213H105V214H106V215H105L106 217H105L104 214H103ZM140 210H139V211H140ZM35 211H36V210H35ZM79 211H80V212H79ZM82 211L84 212V214H83ZM36 212H37V211H36ZM60 212H61V214H60ZM122 212H123V211H121L120 214H121ZM124 212L122 213L123 215H125ZM149 212H154V213H151V214H150ZM51 213H53V212H51ZM70 213L72 214V216H71ZM112 213H113V212H112ZM112 213H111V214H112ZM130 213H131V214H134V216H135V214L138 215L139 217H141V219H140L139 217H137V216H136V218H134V216L131 215V216L133 217V218H132L131 216H129ZM138 213H140V214H138ZM146 213H147L148 215L150 214V216L153 214V216H152L153 219H152L151 217H150V218H151L152 220L149 219V218L147 217V214H146ZM169 213H170V214H169ZM176 213H178V214H176ZM120 214H118V216H119ZM154 214H155V216H157V217L159 218V220H158L157 217L154 216ZM48 215H49V216H48ZM69 215H68V216H69ZM83 215H84V216H83ZM159 215H160V216H159ZM162 215H163V216H162ZM77 216H78V217H77ZM100 216H101V217H100ZM84 217H85V218H84ZM129 217H130V218H129ZM154 217H155L157 220L154 219ZM160 217H161L162 220H163L162 217H165V218H166V219H164L165 224H164V221H163L162 224L160 223V221H161V220H160ZM41 218H40V219H41ZM43 218H42V219H43ZM90 218H91V219H90ZM131 218H132V219H131ZM177 219H179V220H177ZM49 220L51 221V223H50ZM78 220H79V221H78ZM102 220H103V221H102ZM155 220L158 221V222H155V223L153 222L154 224L157 225V223H158V224L161 225V227H160L161 229L159 228L160 225L156 227V228H159V230H163V229H162V228H164V227H163V224H164V226L166 225L165 229L163 230V232H164L165 235L162 234L161 231H160V232H159V231L155 232V231H156V228L153 227L154 224L151 225V221H155ZM197 220H198V219H197ZM69 221H70V222H69ZM176 221H175V223H176ZM53 222H54V221H53ZM89 222H90V221H88L87 223H89ZM114 222H115V223H114ZM171 222H172V221H171ZM97 223H98V224H97ZM166 223H167V224H166ZM172 223H173V229H174V230L178 229V232H181V231H179V229H180V225H179V224H181V222H180L179 224H178V223L174 224V222H172ZM57 224H58V225H57ZM59 224H60L61 226H62V225H63V226L61 227V226H59ZM121 224H122V225H121ZM137 224H139V226H138ZM168 224H170V225L167 226ZM199 224H200V223H199ZM88 225H89V224H88ZM88 225H87V226H88ZM174 225H176V226H175L176 229L174 228ZM178 225H179V226H178ZM76 226H77V225H76ZM76 226H74V227H76ZM112 226H113V225H112ZM114 226H113V227H114ZM134 226H133V228H134ZM141 226H142V225H141ZM198 226H199V225H198ZM47 227H48V226H47ZM51 227H50V228H51ZM77 227H80V226H77ZM105 227H107V228H105ZM152 227L155 228V231L152 232L154 235H152V236H156V237H157V240H156V237L154 238V239H155V242H154V243H155V244L157 243L156 248H157L158 246H160V245L158 244V243H160V242H157V241H161V239L158 240V238H161V237H162V239L164 238V239L161 241L164 245H166L165 243H167V247H168V248H167L166 246H164V248H163V247H161V248L159 247V249H158L160 253H162V252H163V253L165 252L166 254L169 253V255L166 256V257L163 256V255H166V254H163V255H162V254H159L160 257H161V255L163 256L161 259H160V257L158 258V256H157L158 254H156V256L154 255L155 252L157 251V249H155L156 251L153 250L152 252H151V251L149 252V250H150L151 248H154V247H155V246H154L155 244L153 243V240H154V239L151 240V239H152V236H149V237H151V239L149 238L150 241H152V245L150 244L151 242L149 241V244H150L151 246H148V247L146 248L145 245H144L145 243H144V242L142 243V241L146 238L147 233H149V232H151V231L153 230ZM171 227H172V226H171ZM199 227H200V226H199ZM150 228H149V229H150ZM63 229H62V230H63ZM68 229H67V230H68ZM83 229H84V230H83ZM97 229H98V228H97ZM170 229H172V228H170ZM64 230L67 232L66 229H64ZM88 230H89V232H90L91 234H89ZM125 230H127V229H125ZM86 231H87V232H86ZM94 231H96V232L94 233ZM144 231L146 232V235H144V234H145ZM167 231H168V230H167ZM172 231H173V230H171V232H172ZM68 232L71 233L70 231H68ZM102 232H103V231H101V233H102ZM109 232H110V233H109ZM114 232H116V233H114ZM158 232H159L160 234H158ZM69 233H67V234H69ZM87 233H88V234H87ZM174 233H175V235H176V234H179V233L173 231V232H172V234H173L172 237H173V238H175ZM63 234H64V236L66 235L65 233H63ZM74 234L72 235V237L74 236L73 238L76 239L77 236L74 235ZM84 234H85V235H84ZM86 234H87V235H86ZM135 234H136V235L139 234V235L135 237ZM69 235L71 236V234H69ZM114 235H116V236H114ZM129 235H130V238H132L131 236H134V237H135V240H136V241H135V240H134V241L132 240V242H138L137 239H139V242L142 244V245H141V244L138 242V245L140 246V248H137V247H136V246H138L137 243H136V246L133 245V244H135V243H132V242H131V239L128 238ZM142 235H144V236L142 237ZM149 235H150V234H149ZM159 235H162V236L159 237ZM62 236H63V235H62ZM70 236H69V237H70ZM86 236H87V237H86ZM176 236H180V234H179V235H176ZM69 237H68V238H69ZM72 237H71V238H72ZM110 237H111V238H110ZM134 237H133V238H134ZM140 237H142V238H140ZM144 237H145V238H144ZM71 238H70V239H71ZM97 238H99V240L101 239V240H100V241H101L100 243L97 241V240H98ZM109 238L112 239V241L114 240V241H113L114 243H117L119 239L122 238V240H123V238H124V239H125V240H124V241H125V244H124V243H121V242H120L121 244H119V242H118V246H117V245H115L114 243H111V241H110V244H109V243H108V242H109V240H108ZM176 238H177V237H176ZM65 239H66V238H65ZM78 239L81 240V238H78ZM115 239H117V240H115ZM141 239H143V240L140 241ZM147 239H148V236H147ZM147 239H145V242L148 241ZM166 239H167V240H166ZM67 240H68V239H67ZM164 240H166L165 243H164ZM179 240H180V239H179ZM179 240H178V241H179ZM75 241H76V240H74V242H75ZM93 241H94V240H93ZM120 241H121V240H120ZM127 241H128V242H127ZM66 242H67V241H66ZM80 242H81V241H80ZM80 242H79L78 244H80ZM84 242H85V241H84ZM84 242H83V243L81 242L82 248H80L81 245H79V246H80L79 248L82 249V250H77V251H79V252L81 251L80 254H82L83 249L86 248V245H87L86 243H87V241H86V243H84ZM176 243H178V242H176ZM68 244H69V240H68ZM68 244H67V245H68ZM78 244H77V246H76V244H75V246L78 247ZM98 244H100V247H99ZM104 244L107 245V246L109 245L110 248L113 247V248L116 250V252L113 251V250H112V252H110L111 250H110V249L108 250V249H107V246H105ZM111 244H112V245H111ZM123 244H124L125 247H126V245H127V247H128L129 249L124 250L125 247L123 246ZM149 244L147 243L146 245H149ZM170 244H171V243H170ZM73 245H74V244H73ZM83 245H85V246H83ZM103 245H104L105 247H103ZM114 245H115V246H114ZM120 245H121V246H120ZM161 245H162V244H161ZM89 246H90V247H89ZM139 246H138V247H139ZM173 246H172V249L174 248ZM71 247H74V246L71 245ZM76 247H74V248H76ZM102 247H103V249H104V248H106V249L103 250ZM133 247H134V248H133ZM139 249H140V250H139ZM146 249H147L148 251H147ZM167 249H168V250H167ZM119 250L121 251L122 254L124 253V255H122V254L120 253ZM141 250H143L142 252H144V253H143L144 255L142 254ZM144 250H146V251L149 252V253H148V254L145 253ZM160 250H163V251L161 252ZM165 250H166V251H165ZM104 251H105V253H104V256H105V257L102 256V253H103ZM107 251H109L110 253L108 252V254H107V253H106ZM133 251H134L137 255H139V257H141L142 260L139 259V257H136L137 255H135V253H134ZM168 251H169V252H168ZM132 252L134 253V255H133ZM159 252H156V253H159ZM83 253H85V252L83 251ZM127 253H128V254H131V255H133V256H135L136 258H135V257L132 258V256H130L131 259H133V261L131 260L132 262H129V257H128L129 255H127ZM150 253H151V254H150ZM173 253H174V255H173ZM80 254H79V255H80ZM125 254H126V256H125ZM146 254H147V255H146ZM170 255H171L172 257H170ZM82 256H84V254H83ZM86 256H87V255H86ZM86 256H85V258H87ZM97 256H96V259H95V256H94V255H93V256H92V255H89V257H90L91 259H93L94 261H97V258H98ZM120 256H121V257H120ZM118 257H119V258H118ZM126 257H127V258H126ZM144 257H146V259H145ZM169 257H170V258H169ZM137 258H138V259H137ZM149 258H151V259H149ZM166 258H168V259H167L168 261H169L170 259H171V260L168 262V261L166 260ZM117 259H118V260H117ZM126 259H127V261H126ZM135 259H137V260H135ZM156 259H154L153 261H155ZM98 260H99V258H98ZM108 260H107V261H108ZM112 260H111V262L113 263ZM145 260H146V261H145ZM107 261H106L105 263H108ZM157 261H156V263H157ZM161 261H159L158 263H159V264H162ZM115 262H114V263H115ZM109 263H110V262H109ZM110 264H111V263H110ZM141 264H142V263H141ZM151 264H155V262H153V263H151Z\"/></svg>",
    "mask_w": 264,
    "mask_h": 264
}]
</instances>
